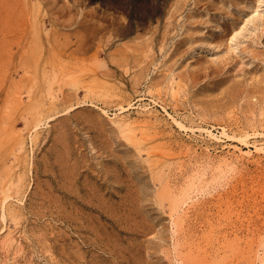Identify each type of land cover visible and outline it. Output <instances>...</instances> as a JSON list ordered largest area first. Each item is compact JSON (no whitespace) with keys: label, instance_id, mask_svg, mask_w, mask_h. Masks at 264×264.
I'll use <instances>...</instances> for the list:
<instances>
[{"label":"rangeland","instance_id":"obj_1","mask_svg":"<svg viewBox=\"0 0 264 264\" xmlns=\"http://www.w3.org/2000/svg\"><path fill=\"white\" fill-rule=\"evenodd\" d=\"M61 2H63V0H60ZM64 1H68L67 3L69 4V5H73V6H71L72 7V10H73V12H74V9H75V12H76V9L77 10H79V11H77L76 12V18H84L85 16L84 15H88V14H90L91 13V11H90V8L92 7V13H97L98 14V17H96V18H98V21H100V19H102V21H100V22H103V23H99L98 22V24H100L101 25V27H102V24H104V23H106V25L104 24V26L103 27H106V26H108V27H110L111 28V26H110V22H111V24H113V26H112V29H110V28H106L105 29V34L106 35H110L111 34V32L109 33V31H112V30H115V29H113V28H115V27H123V25L125 26L126 24V26H130L131 27V31L126 35V36H124L123 38H121V39H117L116 41H117V43H115L113 46H112V48H110L111 50H112V54H116L117 55V57L118 56H120L121 54H120V52L122 51V49H124L125 47L127 48V46L125 45V46H123V44H124V40L127 42V43H125V44H129L128 43V41L130 42V44H132L131 45V47L132 46H134V47H132V50H133V52L135 53V51L137 52V50H141V49H135V48H145L146 47V49H144L145 51H147V48L149 49L150 47H148V46H153V49H154V51H153V49H152V51L150 50H148L149 51V53L150 52H154L156 55L154 56V53L153 54H149L150 56L151 55H153L152 56V58L154 59V57H156L154 60H151V62H150V64L148 63L150 60L149 59H152L149 55L146 57V59L147 60H149V61H147V63L150 65H146V60H145V57L143 56L144 55V50L141 52L143 55H140L141 53H140V51L139 52H137L141 57L143 56V58H139L140 56L138 55V54H133L132 55V53L133 52H131V48L129 49V46H128V49H126L125 48V50H123V52H126L127 51V54L129 53V51L131 52V53H129V56L127 55V57H128V59H130L129 60V63H127V57H125L126 56V54L125 53H122L123 55H124V57H122L123 55H121V57H119L120 58V60L122 59V61H126V63H123L122 61H116L117 60V57H114V56H110V55H112L111 53H109V49L107 50V55H106V57H105V59H106V61H108V63H109V66H110V68H111V70H115V71H112V72H115V74H113L114 76H112V77H110V78H108L109 80L108 81H106V82H99L98 84L97 83H95L94 84V82H92L93 80L92 79H90L89 78V76H88V74H86V75H81V74H79V72H77L78 74H76L75 73V75H76V77H73V76H75V75H73V74H70V76H72L73 78H75V79H77V77L78 78H82L83 80H86L85 81V83H84V88H80L79 90H78V95H79V97H76L75 98V100L74 101H77L78 100V98H79V100H83V99H87V101H90V102H87V103H79V105H77V106H79L80 107V113L79 114H77V111L79 112V110H78V108L79 107H75V108H73V109H71L70 111H68V113H67V111H63V113L64 112H66V113H62V114H60L61 116H57V118H54V119H52L51 120V122L49 123L50 125H47V124H45V126L43 125L42 127H40V128H38V129H35V130H33V126L31 125L32 123H30V121H31V118H32V114H34L35 113V108H38L39 106H40V104L42 103V101H43V98H44V96H41L42 95V92L40 91V90H33V91H30L29 90V92H32L31 94H32V96H33V98L32 97H30L29 95H30V93L28 92V94H26L27 92H25V91H27L28 89H29V85H28V79H29V77H31V76H35V75H32V74H30V73H27V75H25V73L23 72V71H20L19 73L17 72H13V71H11L12 73H8L9 71H7V72H5V71H3V72H0V80L2 79H5V80H3V82L1 83L0 82V106H4L5 107V105H1V104H4L5 103V101L4 100H7V99H5V97H7V96H14L13 95V92H14V90H15V96L14 97H16L17 96V93H18V97H16L17 98V101H16V98H9L8 100H9V102L10 103H13V101L15 100L16 101V103L17 102H19V100H20V102L18 103L19 105H17L16 103H15V101H14V103L13 104H15V105H13V104H11L10 106H14V108L16 109L18 106L20 107V108H17L16 110L17 111H15L14 109L12 110L11 109V111H10V113L11 114H9L8 113V115H6L7 113L6 112H8L6 109H8L9 108V106H7V108L5 107V109H1V107H0V116L2 117V118H0V119H3L4 118V120H2V121H4V122H2V124H3V127H1L0 126V139H2V137H4L2 140L3 141H0V144H1V146L3 147V148H1V146H0V186L2 185V186H4L5 185V187L3 188L2 186L0 187L1 189H2V191H6V192H8L7 190L8 189H10L9 187H11L10 185H14L15 186V182H17V180H18V178H17V175H19V176H21L23 173H24V183H26V184H23V185H25L26 186V188H25V186H23L21 189L23 190H20V193L18 194L16 191V187H13L12 186V188L9 190V192H8V194L10 193V191L11 190H16L15 192L17 193V195H13L12 196V194H11V196L12 197H9L8 198V205H10V202H11V205L12 206H14V207H16L17 209L16 210H18V211H20L19 213H20V215H19V217L20 218H15L13 221H11L13 218L10 216V218L9 219H6L5 221H3V219L0 217V239H1V237H2V240H3V237L4 238H6V240L4 241L5 242V244H4V247L6 246V247H8V245H9V247L12 245V243H13V245H12V247L11 248H3V244L2 243H4L2 240H0V242H2V243H0V244H2V245H0V248L2 249V251L0 250V255L2 256H0V264H14L15 262V264H78L79 262H80V260H81V263H79V264H83V260H84V264H90V263H93V264H101V261H103L102 262V264H105L106 263V261H107V263L108 264H116L115 262H117V264H131V262H132V264H140L139 263V261H140V258H141V261L144 263V261L145 260H147V261H149L148 263H147V261H145V264L147 263V264H152V263H155V264H213L214 262V264H220V262H221V260L223 261L221 264H264L263 262H264V259H263V257H264V255H262V254H264V243H262V245L260 244V241H261V239H263L264 240V238H263V234H264V223L263 224H261V221H262V218L264 217V209L262 210V208H264V197L262 196V195H264V123H263V121H261V119H264V115H262V114H264V104H263V101H264V97H263V91H264V89H263V87L262 86H264V85H262V84H264V0H115L114 2V4L113 5H109L108 6V4H106V2H105V0H94V1H92V0H64ZM72 1H75L74 2V4H76V5H74V4H72L73 2ZM129 1V2H128ZM143 1H145V2H143ZM149 1H150V3H149ZM78 2H79V4H78ZM83 2V3H82ZM84 2H85V4H84ZM90 2H92V3H90ZM120 2V3H119ZM127 4H126V3ZM139 2L141 3V4H139ZM154 2H155V5H154ZM82 3V4H81ZM89 3V4H88ZM105 3V4H104ZM195 3V4H194ZM116 4V5H115ZM129 4V5H128ZM139 4V5H138ZM144 4V5H143ZM149 4V5H148ZM151 4V5H150ZM85 5V6H84ZM88 5V6H87ZM104 5V6H103ZM126 5V6H125ZM142 7H141V6ZM152 5H154V6H152ZM97 6V7H96ZM117 6H119L120 7V9H119V7H117ZM145 6V7H144ZM147 6V7H146ZM70 7V8H71ZM90 7V8H89ZM123 9H122V8ZM150 7V8H149ZM155 7V8H154ZM97 9V10H95V9ZM153 8V9H152ZM89 9V13H88V10ZM100 9V10H99ZM107 9V10H106ZM125 9H127V10H125ZM147 9V10H146ZM153 10V11H151V10ZM87 11V12H84V11ZM106 12H105V11ZM150 10V11H149ZM156 10V11H155ZM97 11V12H96ZM128 11V12H127ZM148 11V12H147ZM113 12V13H112ZM124 12V13H123ZM144 12V13H143ZM156 12V13H155ZM83 13H84V15H83ZM86 13H88V14H86ZM102 13H104V15H103V17L101 16L102 15ZM110 13V14H109ZM116 13V14H115ZM97 14H95L96 16H97ZM115 14V15H114ZM121 14V15H120ZM125 14V15H124ZM128 14V15H127ZM82 15V16H81ZM107 16V18H106V16ZM108 15H110L109 17H108ZM112 15H113V18H112ZM150 15H151V17H150ZM78 16V17H77ZM84 16V17H83ZM105 16V17H104ZM116 17V19L113 21V19ZM118 16H122L123 17V19H122V17H120V20H119V18H118ZM149 16V17H148ZM127 17H129L128 19H127ZM81 18V19H82ZM105 18V19H104ZM110 20H109V19ZM124 19H125V21H124ZM129 19H131V21L129 20ZM104 20V21H103ZM107 20H109V21H107ZM112 20V21H111ZM117 20H119L120 22H122L121 24H120V22L119 21H117ZM122 20V21H121ZM125 23H124V22ZM114 22V23H113ZM115 22H117V23H115ZM124 23V24H123ZM128 23H131V24H129L128 25ZM108 24V25H107ZM123 24V25H122ZM118 25V26H117ZM115 26V27H114ZM125 26V27H126ZM49 27H51V28H49ZM74 27H75V25H74ZM73 27V28H74ZM100 27V26H99ZM102 27V28H103ZM227 27V28H226ZM54 29V27H52L51 25H48V27H47V31L48 30H51V32H52V30ZM84 29V28H83ZM230 29V30H229ZM86 30V29H85ZM85 30H82L81 29V33H88V35H90L89 34V31L87 32H85ZM106 30H108V32L106 31ZM54 31H55V29H54ZM104 33V32H103ZM213 34V35H212ZM224 34V35H223ZM48 34L46 33V31L44 30H40L37 34H36V36L33 38L34 39V45H38L39 46V44H40V46H42V45H45V43L48 41V39H47V37L49 38V35L47 36ZM221 35V37L223 36V38H220L219 36ZM217 37H218V39L219 40H216L217 39ZM216 38V39H215ZM32 39V40H33ZM223 39V40H222ZM30 40V39H29ZM132 40V41H131ZM158 40V41H157ZM160 40V41H159ZM162 40H164V41H162ZM222 40V41H221ZM120 41V42H119ZM122 41H123V43H122ZM142 41V42H141ZM119 42V43H118ZM139 42H141V43H139ZM149 42V44L150 45H147V43ZM163 43V49H161L162 51H160L159 50V47L158 46H160V47H162L161 45H159V44H157V43ZM177 42H179L178 44H177ZM212 42V43H211ZM121 43H122V45H121ZM136 43H139V45L138 44H136ZM145 43V45L146 46H144L143 44ZM160 43V44H161ZM154 44V45H153ZM166 44V45H165ZM117 45H119V46H117ZM143 45V46H142ZM175 45H178V47L176 46V48L177 49H175ZM114 46H117V48L115 47V49L113 50V48H114ZM137 46V47H136ZM166 46V47H165ZM16 47V46H15ZM124 47V48H123ZM158 47V48H157ZM40 48H42V47H40ZM40 48H36L38 51H37V54H40ZM118 48H120L121 50H118L117 51V49ZM135 49V51H134V49ZM32 49H34V46H32ZM173 49H174V51H173ZM110 50V51H111ZM116 51V52H115ZM160 51V52H159ZM173 51V52H172ZM120 54H118V53ZM169 53V55L167 56L166 54H168ZM174 54H172V53ZM43 53V52H42ZM94 53H95V50H92L88 55H86V57H88V59H89V61H91V60H93V59H95V57L94 58H92L91 56H93L94 55ZM170 53H171V55H170ZM146 54V53H145ZM134 55L135 56H139L138 58L140 59V62L138 61L139 59H137L136 57H134ZM163 55H165V56H163ZM226 55V56H225ZM5 56H7V55H5ZM103 56H105V54H103ZM109 56L112 58V59H116L115 61V63H113L112 62V60L109 58ZM134 58H133V57ZM169 56H170V58H171V60H169L170 58H169ZM224 58H223V57ZM129 57H131V58H129ZM148 57H150V58H148ZM163 57H165V58H163ZM205 57V58H204ZM9 58V57H8ZM118 58V59H119ZM123 58H124V60H123ZM135 59V61H136V59H137V61H138V63H140V66H137L138 65V63H137V61L134 63V65L132 64V62H133V59ZM169 58V59H168ZM207 58H208V60H207ZM225 58L227 59L226 60V62H224V64H226V66L224 67L223 65V61H225ZM4 59V57H2L1 59H0V63H2V60ZM202 59H206V61H204V60H202ZM5 60V59H4ZM13 60H15V62H17L19 59L17 58V56L16 57H14V59ZM145 60V61H144ZM159 60V61H158ZM167 60V61H166ZM111 61V62H110ZM141 61H143V63L141 62ZM160 61H163L166 65L169 63V66L170 65H172L171 67H169V68H165V67H167L163 62H160ZM166 61V62H165ZM195 61H196V64H195ZM197 61H198V63H197ZM200 61H204L205 62V64H204V62H203V64H202V62H200ZM209 61V62H208ZM220 61H221V63H220ZM117 62L119 63L120 62V65L119 64H117ZM193 62V63H192ZM217 62H219V63H217ZM4 63V62H3ZM3 63L2 64H0V65H3ZM6 64H8L9 63V61L8 62H5ZM4 63V64H5ZM90 63V62H89ZM157 63H158V65H157ZM191 63V67H189L190 64ZM207 63H210V64H207ZM213 63H215V65L212 64ZM11 64V63H10ZM122 64V65H121ZM126 64H128L127 66H128V69H127V66H126ZM131 64H132V66H131ZM142 64V65H141ZM162 65V67L161 68H163V69H158L159 67H160V65ZM90 65H91V63H90ZM90 65L88 64V67H90ZM145 65V66H144ZM156 67H155V66ZM163 65H165V66H163ZM196 65V66H195ZM201 67H200V66ZM209 65H212L211 67L209 66ZM126 66V67H125ZM134 66H137V68L136 67H134ZM141 66H144V68H146V67H148V68H146L144 71L146 72L147 71V73H144V79L142 78V80H141V78H140V76H138L139 75V73L138 72H140L141 73V70H140V68H142ZM193 66V67H192ZM195 66V67H194ZM197 66H198V69L200 68L201 70H202V68H203V70L201 71V70H199V71H197L196 69H197ZM214 66V67H213ZM217 66H220V71H219V67L217 68ZM123 67V68H122ZM205 67L207 68V70L205 69ZM211 69H210V68ZM218 69L217 71H219L218 73H217V71L215 70L216 68ZM132 68H134V69H132ZM209 68V69H208ZM222 68H224L223 70H222ZM131 69H132V71H131ZM169 69H171L170 71H169ZM213 69H214V71H213ZM138 70V71H137ZM140 70V71H139ZM157 70L159 71V74H158V72H157ZM190 70V74H188L187 75V72ZM205 70V71H204ZM213 72H212V71ZM164 71H166V73H167V75L165 76V72ZM169 71V72H168ZM183 71V72H182ZM184 71H185V73H184ZM201 71V72H200ZM203 71H204V74H203ZM221 71H222V73H221ZM134 72V73H133ZM136 72H137V74H136ZM165 74H164V73ZM179 72V73H178ZM196 72H198L196 75H197V77H196V75L194 74V73H196ZM200 72V73H199ZM207 72V73H206ZM4 73H7L6 74V76L5 77H2L3 75L2 74H4ZM14 73V74H13ZM128 73V74H127ZM131 73H133V75H137L139 78H137V76L136 77H134L133 75H131ZM162 73L164 74V77H163V75H162ZM170 73V74H169ZM186 74V76H187V78L185 77V75H182V78H181V76L179 75V74ZM189 73V72H188ZM202 73V74H201ZM206 73V74H205ZM211 73V74H210ZM220 73H221V75H220ZM23 74V75H22ZM158 76V77H156V75ZM193 74H194V76H195V80L192 78V77H194L193 76ZM199 74H201V75H199ZM213 74V75H212ZM224 74V75H223ZM121 75V76H120ZM141 75V74H140ZM143 75V74H142ZM141 75V76H142ZM153 75V76H152ZM155 75V76H154ZM170 75H172V76H170ZM175 75V76H174ZM176 75H178V78H177V76ZM198 75H199V78H198ZM204 75H208L209 77L212 75V77H210L211 79H209V77H206V76H204ZM223 75V76H222ZM227 75V76H226ZM237 75H240V77L238 76V77H236ZM262 75V76H261ZM9 76V77H8ZM14 76V77H13ZM69 76V77H70ZM129 76V77H128ZM148 76H150L151 78H149ZM170 76V77H169ZM201 76V77H200ZM203 76V77H202ZM220 76H222L221 77V79H219L220 78ZM232 76V78L234 77V79H236V80H234V79H230V77ZM27 77H28V79H27ZM72 77H70L69 78V81L71 80H75V79H71ZM114 77H116L117 79H115ZM143 77V76H142ZM168 77L170 78V80L168 79ZM205 77V78H204ZM215 77H219L218 79L217 78H215ZM259 77H260V79L262 78L263 80V83H262V81L260 82V79H259ZM14 78V79H13ZM130 78H131V80H130ZM138 79V81L136 80V79ZM153 78V79H152ZM154 78H155V80H156V78L158 79V78H160V81H159V79H158V81L156 82L155 80H154ZM162 78H164V79H162ZM172 78V79H171ZM177 78V79H176ZM186 80H185V79ZM190 78V79H189ZM204 80H203V79ZM215 78V79H214ZM238 78H240L241 79V81H242V83L243 84H240V85H242V87H244V88H240L239 86V82L241 83V81H237V80H240V79H238ZM19 79V80H18ZM27 79V80H26ZM169 81H168V80ZM189 79V80H188ZM210 80V82H213V86H214V88H213V86L211 85L212 83H210V82H208L209 80ZM215 80V81H213V80ZM227 79H229V81L227 80ZM257 79H259V81L257 80ZM15 82H14V81ZM118 80H120V81H118ZM135 80L140 84H137V82H135ZM149 80L151 81V80H154V81H152V82H149ZM162 80H164V81H162ZM173 80V81H172ZM175 80V81H174ZM192 80V81H191ZM205 80H206V82H208V85L207 84H205L204 85V83H206L205 82ZM208 80V81H207ZM212 80V81H211ZM222 82V85H223V83H224V81L226 82V81H228L227 83H229V84H227V83H224V87L223 86H221V84H219V83H221L220 81ZM243 80H244V82H243ZM22 82L23 84L22 85H24V84H26L25 86H21L20 84L21 83H19V82ZM26 81V82H25ZM142 81V82H141ZM147 81V82H146ZM162 81V82H161ZM168 81V82H167ZM171 81V82H170ZM187 81H189V82H187ZM202 81V83L200 84V82ZM204 81V82H203ZM218 83H217V82ZM237 81V82H236ZM14 84H16V86H17V84L19 85V88H21L22 89V87H23V89L21 90V91H19L20 89H17V88H14L13 89V87H16V86H12V85H14ZM87 82V83H86ZM89 82V83H88ZM132 82V83H131ZM148 82H149V84H148ZM155 83L154 85L152 84V83ZM167 82V83H166ZM169 82H170V84H169ZM195 82V83H194ZM233 82V83H232ZM235 82V83H234ZM248 82H249V84H248ZM254 83V84H252L251 85V83ZM260 82V83H259ZM133 83H134V85H133ZM139 86V87H137L136 86V84ZM150 83L152 84V85H150ZM158 83V84H157ZM162 83L164 84V86L165 87H163L162 86ZM174 83V84H173ZM185 83V84H184ZM190 83V84H189ZM193 83V85H191ZM209 83H210V85L211 86H209ZM236 83H238V84H236ZM256 83V84H255ZM7 84H8V86H7ZM123 84V85H122ZM132 84V85H131ZM203 84V85H202ZM217 84V85H216ZM245 84V85H244ZM247 84H248V86H247ZM85 85H86V87H85ZM185 85H187V87L185 86ZM189 85V86H188ZM194 85H195V87H194ZM233 85H236V86H234L233 87ZM251 87H250V86ZM258 85V86H257ZM21 86V87H20ZM26 86H27V88H26ZM115 86V87H114ZM169 86V87H168ZM170 86H172V87H170ZM204 86V87H203ZM208 86V88L207 89H210V90H207L206 89V87ZM217 86V87H216ZM219 86V87H218ZM247 86V87H246ZM253 86V87H252ZM256 86H257V88H256ZM7 87V88H6ZM8 87H10L9 89H8ZM11 87H12V93H11V95H10V89H11ZM68 87V86H67ZM66 87V88H67ZM111 87H113L112 89H111ZM118 87V89H116ZM131 87V88H130ZM162 87V88H161ZM168 87V88H167ZM180 87V88H179ZM216 87V88H215ZM221 87H222V90H221ZM229 87H233V88H235V90L236 89H240L241 91H239V93H238V91L236 90H234L233 88H231V90H229L230 88ZM250 87V88H249ZM258 87H259V89H258ZM92 88H94V89H92ZM102 88V89H101ZM132 88H134V90H136V91H134V90H132ZM164 88V89H163ZM170 88H172V89H174L172 92H173V94H174V92H177L178 94H176V95H173L172 93H170V91H171V89ZM185 88H187V89H185ZM193 88H194V90H193ZM203 88H205V89H202ZM217 88H219L218 89V91H220V92H218L217 93ZM228 88V89H227ZM246 88V89H245ZM249 90H248V89ZM251 88H252V90L254 89V91L256 92V89H257V93H255L254 91L253 92H251L252 90H251ZM261 88V89H260ZM5 89H6V92H5ZM27 89V90H26ZM84 89V90H83ZM143 89V90H142ZM145 89V90H144ZM146 89H147V91H146ZM159 89H160V91H159ZM167 89H168V91H167ZM196 89H198L199 90V92L200 91H202V92H200V93H203V94H201V95H203L202 97H204V95H206L207 96V94L209 93V95H208V97H205V98H202L201 96H199L198 95V90H196ZM201 89V90H200ZM215 89V90H214ZM233 89V90H232ZM25 90V91H24ZM66 91H68L69 89L67 88V89H65ZM82 90V91H81ZM91 90H94L93 92L91 91ZM127 90V91H126ZM139 90V91H138ZM163 90H165V93H164V91ZM176 90V91H175ZM184 90H186V91H184ZM230 91L231 93L229 94V92L228 91ZM247 90H248V93H247ZM261 90H263L262 92H260ZM24 91V92H23ZM96 91H98V92H96ZM166 91H167V93H166ZM192 91V92H191ZM193 91L195 92V94L196 95H198V98H197V96H196V98H195V94L193 93ZM209 91V92H208ZM213 91H215V92H213ZM223 91V92H222ZM250 91V92H249ZM9 92V93H8ZM20 92V93H19ZM40 92V93H39ZM57 92V91H56ZM94 92H96V93H94ZM100 92V93H99ZM109 92V93H108ZM144 92V93H143ZM154 93V94H150V93ZM162 94H161V93ZM198 92V93H197ZM205 92V93H204ZM210 92H211V95H210ZM225 92V93H224ZM227 92V93H226ZM234 92V94L232 95V93ZM236 92H237V94H236ZM244 92H246V93H244ZM6 93H8V94H6ZM91 93H93V94H91ZM99 93V94H98ZM108 93V95H106ZM148 93V94H147ZM158 93H160V94H158ZM170 93V94H169ZM180 93V94H179ZM186 93V94H185ZM188 93V94H187ZM191 93V94H190ZM199 93V94H200ZM213 93H214V95H213ZM242 93V94H241ZM252 94V95H250V94ZM259 93H263V94H259ZM19 94H20V96H21V94H23L22 96H21V98H19L20 96H19ZM112 94V96H110ZM113 94L115 95L114 96V98H113ZM116 94H119L118 95V98H117V95ZM167 95L166 96V98H165V95ZM222 94L224 95V97L226 98V97H228V104L229 105H225V100H226V102H227V99H224V97L222 96ZM244 94V95H243ZM254 94V95H253ZM7 95V96H6ZM25 95H27L29 98H27V96H25ZM88 95V96H87ZM105 95H106V97H105ZM156 95H160L159 96V98H157L158 96H156ZM184 95V96H183ZM191 95H192V97H191ZM213 95V96H212ZM219 96L218 98L216 97V96ZM220 95H221V97H220ZM226 95V96H225ZM230 95V96H229ZM235 95V96H234ZM241 95V96H240ZM248 95V96H247ZM256 95V96H255ZM260 95V97H259V100H256V99H258V96ZM26 97V99H28V100H26L24 97ZM108 96V97H107ZM121 96V97H120ZM144 96V97H143ZM154 96V97H153ZM162 96V97H161ZM170 96V97H169ZM173 96V97H172ZM190 96V97H189ZM210 96V97H209ZM212 96V97H211ZM216 98H215V97ZM239 96V97H238ZM245 96V97H244ZM250 96V97H249ZM254 96V97H253ZM103 97V98H102ZM105 97V98H104ZM143 97V98H142ZM153 97V98H152ZM171 98V100L173 99V100H176V101H171L169 98ZM178 97V98H177ZM180 97V98H179ZM214 97V98H213ZM223 97V98H222ZM230 97V98H229ZM232 97V98H231ZM237 99H236V98ZM252 100H250L249 98ZM252 97V98H251ZM19 98V99H18ZM39 98V99H38ZM109 98H111V99H109ZM150 98H152V99H150ZM167 98H168V100H167ZM188 100H187V99ZM191 98H192V100H191ZM208 98V99H207ZM211 100H210V99ZM213 98V99H212ZM222 98V99H221ZM235 98V99H234ZM246 98V99H245ZM261 98H262V100H261ZM103 99H105V100H110V102L109 101H105V100H103ZM114 99V100H113ZM157 99V100H156ZM160 99V100H159ZM163 99H165V101L163 100ZM177 99H178V102H177ZM181 99L184 101H181ZM194 99H196V100H194ZM206 99H207V101H206ZM214 99H217V100H214ZM220 99L221 100H224V101H222L221 102V104H219V106L217 105V103H220ZM240 99V100H239ZM243 99H244V101H243ZM7 100V101H8ZM12 100V101H11ZM23 100V101H22ZM24 100H26V101H24ZM133 100H134V102H133ZM154 100V101H153ZM162 100V101H161ZM179 100L182 102L181 104H180V102H179ZM208 100H209V103H208ZM213 100L214 101H216L217 103H215V102H213ZM242 100V101H241ZM247 100H248V102H247ZM249 100L252 102H249ZM41 101V102H40ZM115 101V102H114ZM156 101V102H155ZM164 101V102H163ZM191 101L194 103V105L196 106L197 104H198V106H197V108L196 107H194V105L191 103ZM200 101H202V102H200ZM233 101H235V102H233ZM256 101H257V103H256ZM262 101V102H261ZM22 102V103H21ZM91 102L93 103V104H91ZM102 102H103V104H102ZM108 104L109 103V106L107 105L106 106V103ZM148 102V103H147ZM161 102V103H160ZM176 102V103H175ZM206 102V103H205ZM240 102V103H239ZM256 103V104H254V103ZM10 103H8V102H6V104H10ZM104 103H105V106H104ZM113 103V104H112ZM129 103H131V104H129ZM154 103V104H153ZM160 103V104H159ZM175 103V106L173 105ZM179 103V104H178ZM187 103V104H186ZM231 103H233V105L231 104ZM247 104V105H245V104ZM250 103V104H249ZM22 104V105H21ZM89 104H90V106H89ZM129 104V105H128ZM184 105V107H183V105ZM192 105L193 107H191L190 105ZM201 104H203L205 107L207 106V108H204V106L202 107V105ZM214 104V105H213ZM222 104H224V105H222ZM235 104V105H234ZM251 104H252V106H251ZM260 104H262L263 105V107L261 108V105L259 106ZM17 105V106H16ZM117 105H122V107H124L123 109L121 108V106H119V107H117ZM132 105V106H131ZM149 105V106H148ZM166 109V112H165V109L164 108H162V106ZM173 105V106H172ZM178 105H180V106H178ZM212 106L211 108L213 109V112H216L215 114L212 112V109L211 110H209L210 109V107L209 106ZM222 105V106H221ZM238 105H240L241 106V108H243L244 109V107H248L247 109L245 108L244 110H246V111H248L247 113L245 112H240V110H242ZM245 105V106H244ZM248 105H250L251 106V110L254 112V114H255V112H256V110H258L257 112H259V110H262L260 113H258V114H260V118H259V116L257 117V118H259V123H258V121H255L257 118H256V116L258 115L257 114V112H256V116L254 115V114H252V113H250V112H252L250 109H249V106ZM258 106V108H257V106ZM16 106V107H15ZM85 106V107H84ZM215 106H216V108H215ZM228 106V107H227ZM230 106V107H229ZM234 106V107H233ZM3 107V108H4ZM61 108H63V106H60ZM89 107H91V108H93V110L92 109H90ZM143 107V108H142ZM145 107V108H144ZM175 109H174V108ZM177 107V108H176ZM186 107V108H185ZM199 107H202V108H199ZM208 107H209V109H208ZM224 107V109H223V111H225V112H223V111H221L220 109H218V108H223ZM225 107H226V110H225ZM11 108V107H10ZM82 108H84V109H82ZM101 108V109H100ZM140 108V109H139ZM185 108V109H184ZM193 108V109H192ZM196 108V110L194 111V109ZM205 109V111L203 112V113H201V111H203L204 109ZM232 108V109H231ZM240 108V109H239ZM254 108H257V109H254ZM27 109L29 110V111H27ZM77 109V111H75ZM103 109L106 111H103ZM120 109H121V111H120ZM192 109V110H191ZM203 109V110H202ZM216 109V110H215ZM235 109V110H234ZM4 110V111H3ZM10 110V109H9ZM84 110V111H83ZM96 110V111H95ZM139 110V111H138ZM144 110H146V111H144ZM200 110V111H199ZM207 110H208V113H207ZM217 110H219L218 112H217ZM227 110H229L228 112H227ZM5 112V113H3V112ZM31 111V112H30ZM86 111H89L88 113L86 112ZM90 111H91V113L92 114H90ZM95 113H94V112ZM135 111H137V112H135ZM143 111V112H142ZM221 111V112H220ZM231 111V112H230ZM236 111V112H235ZM75 112V113H74ZM87 113V114H85V113ZM118 112H120V113H118ZM128 112V113H127ZM132 112V113H131ZM156 112V113H155ZM165 112V113H164ZM192 112V113H191ZM199 112H200V114H199ZM206 112V113H205ZM225 113V114H223V113ZM226 112H227V115H226ZM239 112V113H238ZM15 113V114H14ZM83 113V114H82ZM107 113V114H106ZM167 113H170V115H172V116H169ZM198 113V114H197ZM206 115H205V114ZM211 113H213V116L214 115H216V117L214 116V118L213 117H211L212 115H210ZM219 113V114H218ZM229 113V114H228ZM231 113H232V116H230L231 115ZM5 116H8V117H5ZM13 114H14V116H13ZM27 114V115H26ZM68 115V116H65V115ZM73 114L75 115V116H73ZM80 114H82V115H85L84 116V118H81L82 116L80 115ZM94 114H96V115H94ZM116 114H117V116H120V117H118L117 118V116H116ZM119 114V115H118ZM123 114H127V115H124L123 116ZM129 114V115H128ZM193 116H192V115ZM201 114H203V116L201 115ZM223 116H222V115ZM4 117H3V116ZM10 115H12L11 117H10ZM25 115V116H24ZM76 115H77V118H78V122H77V118H76ZM93 115V116H92ZM187 115V116H186ZM192 116V117H190V116ZM197 115V116H196ZM207 116V118L209 117L208 115H210V117L208 118V119H210V120H207V119H205L206 117L205 116ZM218 115V116H217ZM225 115H226V117H225ZM251 118L252 117V115H253V117L255 118V120H254V118H253V120L251 119H249L248 118V116ZM26 116H27V120H26ZM81 116V117H80ZM88 116V117H87ZM103 116V117H102ZM115 116H116V119H115ZM125 116H126V118H125ZM128 116V117H127ZM153 116V117H152ZM220 116V117H219ZM229 116L230 117H232L233 119H239L238 121L236 120V122L231 118V120H228V118H229ZM247 117L248 119L247 120H249V121H246V118H244V117ZM263 116V118H261ZM24 119H22V118ZM58 117H60V118H58ZM66 117H68L67 118V120H66ZM70 117V118H69ZM75 117V118H74ZM90 117V118H89ZM91 117H92V120H91ZM94 117H95V119H94ZM114 117V118H113ZM121 117L123 118V119H121ZM133 117V118H132ZM179 117H181V118H179ZM188 117V118H187ZM5 118H6V120H5ZM10 118V120H8V123L9 124H7L6 122H7V119H9ZM64 120V121H62V119ZM81 118V119H80ZM142 118V119H141ZM164 118V119H163ZM174 118H176L177 120H180V122H182L183 123V125L184 126H182V129H181V127H180V125H178V123H177V121H174L175 119ZM213 120H212V119ZM220 118V119H219ZM70 119V120H69ZM76 119V120H75ZM84 119V121H81V120H83ZM94 123V124H91L92 122L90 121V120ZM111 119H113L114 121H115V123H119V121L120 120H123L121 123L122 124H120V126H119V124H117L118 126L116 127L115 125V123H114V121H113V123L111 122ZM117 119H120V120H117ZM125 119V120H124ZM132 119H134L133 121H132ZM139 119V120H138ZM172 119V120H171ZM185 119V120H184ZM199 119V120H198ZM214 119H216L215 121H214ZM220 120V121H218V120ZM230 119V118H229ZM53 120H55L54 122H52ZM56 120H58V121H56ZM59 120H61L60 122H59ZM85 120L87 121L86 123H85ZM101 120V121H100ZM102 120H104V121H102ZM129 121L130 123H135V124H130V123H127V121ZM137 120V121H136ZM141 120V121H140ZM151 120V121H150ZM228 120V121H227ZM14 121V122H13ZM28 121V122H27ZM65 121H70V122H65ZM90 121V122H89ZM96 121V122H95ZM98 121V122H97ZM117 121V122H116ZM135 121V122H134ZM147 121V122H146ZM189 121V122H188ZM211 121V122H210ZM252 121H253V124H252ZM255 121V122H254ZM261 121V122H260ZM55 122H56V127L57 126H59V124H60V126L61 125H65V126H59V127H54L55 125H53V124H55ZM59 122V123H58ZM80 122H82V123H80ZM88 122L91 124H89L88 125ZM101 122H103V123H105L106 125V127H107V129H106V127H104V126H102V125H104V124H100ZM141 122H144L143 124L140 123ZM166 122V123H165ZM177 124H176V123ZM251 123V125L249 124H247V123ZM257 122V123H256ZM6 123V124H5ZM14 123V124H13ZM62 123V124H61ZM74 123V124H73ZM96 123V124H95ZM97 123H98V125H97ZM155 123V124H154ZM159 123H160V125H159ZM225 123V124H224ZM242 123V124H241ZM244 123V124H243ZM263 125V128H262V126H261V124ZM1 124V120H0V125H2ZM28 124V129H27V127H26V125ZM69 124V125H68ZM82 124V125H81ZM100 124V125H99ZM127 124H129V125H127ZM166 124V125H165ZM217 124V125H216ZM242 126H241V125ZM245 124L246 125H248V126H245ZM259 126L260 125V127H258L257 125ZM7 126L8 127V130L10 131V129L12 128L13 129V131L15 130V132H11L12 133V135L11 134H8V130H7V127H6V130L7 131H5V126ZM10 125V126H9ZM12 125V126H11ZM71 125H73L72 126V128L74 129H71V130H69L70 132L68 133V129H70L71 128ZM75 125V126H74ZM80 125H81V127H80ZM87 125H88V131H86L87 130ZM93 125H94V127H93ZM112 125L113 126H115L116 128H120L121 129V131H120V133L119 132H117L116 130V128H114L113 127V129L114 130H112ZM222 127H221V126ZM245 127H244V126ZM253 125V126H252ZM30 126H31V128H30ZM66 126H70L69 128L68 127H66ZM89 126H92L91 127V129H90V127ZM128 126V127H127ZM171 126V127H170ZM185 126L186 127H188V128H185ZM189 126H190V128H191V130H190V128H189ZM195 126H197V127H195ZM212 126H213V128H212ZM223 126L225 127V128H223ZM255 126V127H254ZM51 127V128H50ZM67 129H66V128ZM75 127V128H74ZM76 127H77V130H76ZM97 127V129L95 130V128ZM99 127V128H98ZM111 127V129H109L108 130V128H110ZM144 127V128H143ZM147 128V130H146V128ZM152 127V128H151ZM203 127V128H202ZM204 127H207V130H206V128H204ZM240 127V128H239ZM251 127V128H250ZM21 129V134H20V130H18V129ZM23 128H26V129H23ZM50 129V131L48 132L47 130H49ZM94 128V129H93ZM194 128V129H193ZM208 128L210 129V131H208ZM222 128L224 129V130H222ZM249 128V129H248ZM56 130V129H59V130H56V131H53V130ZM61 129H63V132H64V134L62 133V131H61ZM99 129V130H98ZM100 129H102V130H100ZM116 129V130H115ZM126 129H128V132H126ZM132 131V132H130V130ZM138 129V130H137ZM145 129V130H144ZM150 129V130H149ZM186 129V130H185ZM193 129V130H192ZM217 129V130H216ZM222 131H221V130ZM252 129H254L253 130V132H251L252 131ZM2 130H3V132H2ZM18 130V131H17ZM23 130H25L24 132H23ZM41 130V131H40ZM46 130V131H45ZM94 130H95V132H94ZM103 130L105 131V132H103ZM106 130H107V132H109V134L110 135H107V132H106ZM133 130H135V132L136 133H133ZM168 130V131H167ZM175 130V131H174ZM205 130V131H204ZM238 130V131H237ZM242 130V131H241ZM243 130H245V131H243ZM247 130V131H246ZM258 130V131H257ZM6 132V134H5V132ZM12 131V130H11ZM31 131V132H30ZM58 131V132H57ZM60 131H61V135H60ZM96 131H97V133H96ZM119 131V130H118ZM142 131V132H141ZM144 131H145V133H147L145 136H147L148 135V138L147 137H145V138H143L144 137V135L142 136V135H140V134H142V133H144ZM147 131V132H146ZM193 131V132H192ZM201 131V132H200ZM255 131H256V133H255ZM16 132H19V133H16ZM28 132L30 133L29 135H27L28 134ZM52 132V133H51ZM65 132H66V134H65ZM101 134L102 133V135L103 136H101V135H99V133ZM115 133V135H112V133ZM139 132H141V133H139ZM149 132H151V134H156V135H153L154 137H149ZM166 132V133H165ZM172 132V133H171ZM207 132H209V134L207 133ZM211 132V133H210ZM234 132V133H233ZM238 132H240V133H238ZM249 132V133H248ZM263 132V133H262ZM4 133V134H3ZM10 133V132H9ZM14 133H16L15 135V137H13L14 136ZM55 133V134H54ZM56 133H59V135H57ZM72 135H71V134ZM78 133V134H77ZM96 133V134H95ZM113 133V134H114ZM133 133V134H132ZM139 133V134H138ZM167 133H169V134H167ZM204 133V134H203ZM213 133V135H214V133H216L215 134V137L216 138H214L213 137V135L211 136V134ZM221 133V134H220ZM226 133L228 134V135H226ZM237 133V134H236ZM247 133L248 134H251L250 136L248 135V137L247 138H243V137H245V135H247ZM7 134H8V136H7ZM75 134V135H74ZM99 136H98V135ZM127 135V138H129V136L130 137H133L134 135L136 136V137H133V138H136V141H138V142H140V141H144V140H146V141H144L142 144H140L141 145V147H143V148H141V149H144V150H146V148H147V151L145 152V151H142V152H144V153H142L141 152V154L142 155H140V152H139V150L138 151H135V150H137L136 149V144H135V148L134 147H132L133 146V144L132 143H130V141H128L129 142V144H128V142H126V140H130V139H126V135ZM150 134V135H151ZM233 134V135H232ZM253 134H255V135H253ZM5 135V136H4ZM11 135V136H10ZM19 135H21V136H19ZM30 135H31V137H30ZM46 135V136H45ZM53 135H55V137L53 136ZM63 135V136H62ZM67 135H68V138H66L67 137ZM74 135V136H73ZM76 135H77V138H76ZM95 135V136H94ZM120 135H122V137L120 136ZM125 135V136H124ZM157 135H158V137H157ZM208 135H210V136H208ZM225 135V136H224ZM234 135L235 136H237V137H235L234 138ZM242 136L241 138H243V140L242 141H245L246 139V141L245 142H247L246 144L244 143V142H242V141H240V140H238L237 138H239L238 136ZM10 136V137H9ZM19 136V137H18ZM53 136V137H52ZM58 136V138H56ZM60 136V137H59ZM64 137L63 139H62V137ZM70 136V137H69ZM92 136H94V137H92ZM109 136V137H108ZM113 136H115V137H113ZM116 136H117V138H116ZM119 136V137H118ZM140 136L141 137V139L139 140V139H137L138 137ZM230 136V137H229ZM257 136V137H256ZM6 137H9V138H7V139H9V142H8V140L6 139ZM33 137H34V139H33ZM47 138V139H45V138ZM73 137V138H72ZM77 139V141H75L76 139ZM96 137H98L101 141H97L98 140V138H96ZM102 137V138H101ZM211 137H213V138H211ZM31 138V139H30ZM57 140H56V139ZM92 138V139H91ZM120 138H121V140H120ZM144 140H143V139ZM180 138V139H179ZM4 139H6V140H4ZM27 139V140H26ZM60 139V140H59ZM62 139V140H61ZM66 139V140H65ZM94 139H96V141L94 140ZM126 139V140H125ZM149 139V140H148ZM165 139V140H164ZM245 139V140H244ZM41 140H42V142H41ZM45 140H47V141H45ZM49 140H50V143H49ZM56 140V141H55ZM59 140V141H58ZM67 140H70L69 142L67 141ZM78 140H79V142H80V144H79V142H78ZM92 140H93V142H92ZM122 140H124V141H122ZM148 140V141H147ZM173 140V141H172ZM176 140V141H175ZM23 141V142H22ZM44 141V142H43ZM61 141V142H60ZM62 141H64V142H66V144H68V149H69V147H70V149H72V150H66V144H65V146H64V144H63V142ZM121 141V142H120ZM172 141V142H171ZM179 141V142H178ZM207 141V142H206ZM28 142H29V144H28ZM59 144H58V143ZM94 142H96V143H94ZM98 142V143H97ZM102 142V143H101ZM123 142L125 143V145L123 144ZM162 142H163V145H162ZM168 142V143H167ZM177 142V143H176ZM182 142V143H181ZM255 143V146L256 147H258V149H260V150H258V149H256L255 148V146L253 145V143ZM6 145H5V144ZM21 143V144H20ZM25 144V146H23L24 144ZM31 143V144H30ZM42 143V144H41ZM52 143V144H51ZM61 143V144H60ZM77 143V144H76ZM122 143V144H121ZM141 143V142H140ZM164 143H165V145H164ZM166 143H167V145H166ZM180 143V144H179ZM20 144V145H19ZM36 144V145H35ZM49 144H50V146H49ZM57 144V145H56ZM70 144H71V146H70ZM98 144H100V145H98ZM131 144V145H130ZM138 144V143H137ZM177 144V145H176ZM185 144V145H184ZM31 145V146H30ZM40 145V146H39ZM48 145V146H47ZM53 145V146H52ZM54 145H56V146H58L59 145V147H54ZM77 145V146H76ZM82 145H83V147H82ZM94 145H95V147H94ZM102 145V146H101ZM146 145V146H145ZM156 145H157V147H156ZM168 145L170 146V147H168ZM175 145V146H174ZM181 145V146H180ZM187 145V146H186ZM207 145V146H206ZM262 147H261V146ZM14 146V147H13ZM22 148H21V147ZM153 146V147H152ZM164 146V147H163ZM173 146V147H172ZM17 147V148H16ZM32 147V148H31ZM50 147V150L49 149H47V148H49ZM76 147H78L79 149H77ZM80 147H82V148H80ZM132 147V148H131ZM160 147V148H159ZM176 147V148H175ZM185 149H184V148ZM187 147V148H186ZM18 148L20 149L21 148V150L20 151H17L18 150ZM32 149V151H31V149ZM53 148V149H52ZM58 148V150L60 149H62L61 151L59 150H56ZM132 149V151L130 152V150ZM134 148V149H133ZM161 148H165L166 150H162ZM263 150H262V149ZM3 149V150H2ZM13 149V150H12ZM34 149V150H33ZM66 151H65V150ZM113 149H114V151H113ZM116 149H118V150H116ZM121 149V150H120ZM122 149H124V150H122ZM125 149L127 150L126 152H125ZM149 149H151L150 150V154H148L149 153ZM160 149V150H159ZM167 149H172V150H174V149H176V150H174V151H172L171 152V150L169 151H167ZM38 150V151H37ZM54 150V151H53ZM56 150V151H55ZM79 150V151H78ZM133 150L135 151V152H138V153H135V152H133ZM152 150L153 151H155V150H159V151H161V154L159 153V151H155V153L153 152L152 153ZM182 150H183V153L181 154L180 153V151L182 152ZM251 150V151H250ZM37 151V152H36ZM72 151V152H71ZM117 151V152H116ZM121 153H120V152ZM169 153H167V152ZM184 151H186V152H184ZM249 151L251 152V153H249ZM43 152H44V154H45V156H42L43 155ZM46 152V153H45ZM50 152V153H49ZM58 152L59 153H63L64 155H62V153H61V157H63V156H65V157H63L62 159H60L61 161H59V157H60V154L58 155ZM70 152V153H69ZM113 154H112V153ZM117 154L118 152V154H117V157H116V155H114L115 153ZM127 154V157L126 158H128V159H126L125 160V158H123L124 157V155H126L125 153ZM132 152H133V156H132ZM158 152V153H157ZM191 152V153H190ZM32 153V154H31ZM41 153V154H40ZM57 153V154H56ZM69 153V154H68ZM72 153V154H71ZM103 153V154H102ZM124 153V154H123ZM174 153V154H173ZM175 153L176 154H178V155H175ZM51 154V155H50ZM53 154H54V156H53ZM67 154V155H66ZM71 154V157H70V159H69V157H66V156H68V155H70ZM73 154H74V158H73ZM75 154L77 155V158H75L76 156H75ZM119 154H121L120 156L122 157V158H120V156H118ZM123 154V155H122ZM134 154H136V157H134L135 155ZM142 157H137V156H139V155ZM171 154V156H168V155H170ZM180 154V155H179ZM191 154V155H190ZM12 155V156H11ZM47 155V156H46ZM10 156V157H9ZM36 156H42L41 158H39V157H36ZM57 156H59V157H57ZM104 156V157H103ZM192 156V157H191ZM207 156V157H206ZM13 157V158H12ZM43 157H46V158H44L43 160H41ZM60 157V158H61ZM114 157V158H113ZM130 157H132L131 159H130ZM32 158V159H31ZM34 158V159H33ZM54 158H58V159H56V161H55V159ZM66 158V159H65ZM118 158V159H117ZM162 158V159H161ZM179 158V159H178ZM181 158V159H180ZM224 158V159H223ZM11 159V160H10ZM12 159H14L15 160V162H12V161H14V160H12ZM51 159H53L54 160V163H53V160H51ZM64 159V163H66L67 164V166H66V164L64 165V163H63V165H62V160ZM69 160V161H66V160ZM71 159H74V161L73 160H71ZM121 159H123V160H121ZM135 159H141L140 161H137V162H135L136 160ZM148 160L149 162L147 163H144L146 166H144V165H142L143 163V160ZM159 159H161L160 161H159ZM215 159V160H214ZM226 159V160H225ZM229 159V160H228ZM38 161V162H36V161ZM44 160H45V164H44ZM57 160L59 161V162H57ZM71 160V161H70ZM78 160H80V161H78ZM82 160V161H81ZM103 160V161H102ZM121 160V161H120ZM152 160V161H151ZM157 160V161H156ZM173 160V161H172ZM186 160V161H185ZM220 160H221V162H220ZM224 160V161H223ZM43 161V162H42ZM75 161H77V162H75ZM85 161H87V162H85ZM257 161V162H256ZM10 162H12V163H10ZM33 162V163H32ZM55 162H57V164L55 163ZM70 162V163H69ZM71 162H74V164H72V166L70 165L71 164ZM81 162V163H80ZM83 162H85V163H83ZM123 162V163H122ZM127 162V163H126ZM130 162V163H129ZM135 164H134V163ZM142 163V164H140V163ZM156 162H158L159 163V166H160V172H162L163 174L162 175H159V176H163L164 177V179H163V177L160 179L156 174L158 173V171H156L157 169H155V163ZM168 162V163H167ZM181 162H182V165H181ZM194 162V163H193ZM196 162H198V164L196 163ZM201 162H202V164H201ZM225 162V164H223ZM10 163V164H9ZM31 163V164H30ZM60 163V164H59ZM69 163V164H68ZM75 163L76 164H81V165H75ZM87 163V164H86ZM132 163V164H131ZM190 163V164H189ZM229 163H230V166H229ZM34 164V165H33ZM42 164H44V166L42 165ZM51 164V165H50ZM53 164V165H52ZM59 164V165H58ZM89 164H90V166H89ZM121 164V165H120ZM129 164H131L132 166L131 167H129V169H127L128 168V166H130ZM148 164V165H147ZM171 164V165H170ZM200 164V165H199ZM213 164V165H212ZM233 164V165H232ZM235 164V165H234ZM16 167H18V168H16ZM50 167H48V166ZM62 165V166H61ZM73 165H75V167L73 166ZM86 165V166H85ZM118 165V167H115V166H117ZM126 165H127V168H126ZM137 165V167H135ZM139 165V166H138ZM175 165H176V167H175ZM201 165H202V168H201ZM204 165V166H203ZM207 165V166H206ZM232 165V166H231ZM30 166V167H29ZM34 166V167H33ZM35 166H37V167H35ZM45 166H47V167H45ZM64 166V167H63ZM82 168H81V167ZM103 166H104V168H103ZM114 166V167H113ZM125 166V167H124ZM173 166V167H172ZM180 166V167H179ZM197 166V167H196ZM215 166V167H214ZM46 169H45V168ZM60 167V168H59ZM63 167V168H62ZM70 167V168H69ZM71 167H73L74 168V171L77 169V167L79 168V170L77 169L76 171H75V173H72L73 172V169L71 168ZM90 167V168H89ZM107 169H106V168ZM110 167V168H109ZM113 167V168H112ZM145 167H148V168H145ZM169 167V168H168ZM207 167V168H206ZM217 167V168H216ZM220 167V168H219ZM231 167V168H230ZM6 168V169H5ZM29 168V169H28ZM42 168V169H41ZM49 168V169H48ZM51 168H54V170L53 169H51ZM63 170H62V169ZM67 168H69V169H67ZM76 168V169H75ZM92 168L95 170V171H93L92 170ZM109 168V169H108ZM112 168V169H111ZM125 168V169H124ZM131 168V169H130ZM136 168H138V169H136ZM174 168V169H173ZM221 168H223L222 170H221ZM227 170H226V169ZM248 168V169H247ZM58 169L61 171V172H59L58 171ZM66 169V170H65ZM70 169L72 170V171H70ZM99 169V170H98ZM114 169V170H113ZM115 169H117V170H115ZM120 169V170H119ZM143 169H145V171H147V173L145 172V173H143V175H142V172H144V170ZM147 169H149V170H147ZM170 169H171V171H170ZM180 169V170H179ZM183 169V170H182ZM219 169V170H218ZM232 169V170H231ZM250 169V170H249ZM13 170V171H12ZM29 170H31V171H29ZM32 170L34 171V172H32ZM46 170H47V172H46ZM50 170V171H49ZM70 171V173H72L73 174V176H75V177H73L72 175H70V173L68 172V171ZM86 170V171H85ZM89 170V171H88ZM92 170V171H91ZM112 170V173L110 172ZM126 170H130V172H128V171H126ZM131 170H132V172H131ZM136 170V171H135ZM173 170V171H172ZM175 170V171H174ZM179 170V171H178ZM182 170V171H181ZM195 170V171H194ZM203 170V171H202ZM218 170V171H217ZM230 170V171H229ZM235 170V171H234ZM248 170V171H247ZM252 170V171H251ZM256 170V171H255ZM22 171V172H21ZM42 171V172H41ZM83 171V172H82ZM84 171L85 172H87V173H85L87 176L86 177H89V178H87L86 179V177H84L85 175H84ZM91 171V172H90ZM109 172V173H107V172ZM113 171H115L114 173H116L117 174V172H119V171H121V172H119L121 175H116V174H114L113 173ZM135 171V172H134ZM194 171V172H193ZM201 171V172H200ZM213 171V172H212ZM224 171H226V172H224ZM251 171V172H250ZM260 171V172H259ZM8 172V173H7ZM49 172V173H48ZM59 172V173H58ZM62 172H65V173H63L62 174ZM98 172V173H97ZM103 172H105V174H103ZM135 174H134V173ZM165 172H167V173H165ZM174 172V173H173ZM179 172V173H178ZM230 172V173H229ZM258 172V173H257ZM38 173V174H37ZM46 173V174H45ZM51 173H53V174H51ZM91 173V174H90ZM124 173H129V174H127V175H125ZM130 173H132V174H130ZM153 173V174H152ZM194 173V174H193ZM224 173V174H223ZM9 174V176H7ZM21 174V175H20ZM26 174V175H25ZM31 174V175H30ZM37 174V175H36ZM55 174H56V176H55ZM60 174V175H59ZM74 174H76V175H74ZM96 174V175H95ZM102 174V175H101ZM113 174H114V176H113ZM123 174L125 175V176H123ZM137 174V175H136ZM196 174H198V175H196ZM202 174V175H201ZM217 174V175H216ZM222 174V175H221ZM225 174H227V175H225ZM235 174H236V176H235ZM245 174V175H244ZM250 174V175H249ZM262 174V175H261ZM46 175H48V176H46ZM53 175H54V177H53ZM65 175L67 176H69V178H66L65 177ZM97 176V177H95V176ZM100 175V176H99ZM108 175V176H107ZM119 178L120 176H121V179L119 178H116V176ZM132 175H134V176H132ZM147 175H149V176H147ZM176 175V176H175ZM200 175V176H199ZM249 175V176H248ZM251 175H252V177H251ZM259 175V176H258ZM8 178H7V177ZM18 176V177H19ZM38 178H37V177ZM59 176H60V179H63L62 181L59 179ZM106 176H107V179H106ZM110 176V177H109ZM112 176V177H111ZM128 177V179H126L127 177ZM132 178H131V177ZM139 176V177H138ZM140 176H142V177H140ZM151 176H152V178H151ZM173 176V177H172ZM179 176V177H178ZM184 176V177H183ZM192 176H193V178H192ZM195 176V177H194ZM204 176V177H203ZM224 176H226V177H224ZM228 176V177H227ZM230 176V177H229ZM233 176V177H232ZM242 176H244V178L242 177ZM255 176H257V177H255ZM263 176V177H262ZM7 178L6 180H5V178ZM15 177V178H14ZM44 177V178H43ZM47 177V178H46ZM63 177V178H62ZM84 177V179H82ZM115 177V178H114ZM123 177H124V179H123ZM131 179H130V178ZM145 179H144V178ZM147 177H149V178H147ZM169 177V178H168ZM176 179H175V178ZM181 177V178H180ZM200 177V178H199ZM206 177V178H205ZM224 177V178H223ZM232 177V178H231ZM40 178V179H39ZM46 178V179H45ZM54 178V179H53ZM56 178H58V180L56 179ZM65 178V179H64ZM71 178V179H70ZM75 179V181H74V179ZM96 178V179H95ZM111 178H114V179H111ZM147 178V179H146ZM185 178H186V180H185ZM188 178V179H187ZM195 178V179H194ZM197 178V179H196ZM215 178V179H214ZM219 178H221V180L219 179ZM258 178V179H257ZM5 180V182H4V180ZM50 179V180H49ZM72 179H73V184H71L72 183ZM115 179H117V180H115ZM126 179V180H125ZM150 179V180H149ZM157 179V180H156ZM159 179V180H158ZM173 181H172V180ZM191 179H193V180H191ZM202 179H203V181H202ZM208 179H210V180H208ZM214 179V180H213ZM230 179H232V180H229ZM236 179V180H235ZM245 181H244V180ZM255 179H257V181L255 182ZM3 180V181H2ZM11 180V181H10ZM60 180V181H59ZM85 180H87V182H85L84 183V181ZM115 182H114V181ZM121 180V181H120ZM124 181V184H123V181ZM134 180H135V183H134ZM198 180V181H197ZM216 180V181H215ZM227 180V181H226ZM242 180H243V182H242ZM254 180V181H253ZM259 180V181H258ZM263 180V181H262ZM12 181H15V182H13L12 183ZM37 181H39V182H37ZM45 181H46V183H45ZM47 181H48V183H47ZM66 182V184L65 185H63L65 182ZM68 181V182H67ZM71 181V182H70ZM90 181V182H89ZM93 181H95V182H93ZM116 181H118V182H116ZM125 181H126V185H127V183H128V185L126 186L125 185ZM131 181H133L132 183H131ZM138 181V182H137ZM141 181H142V183H141ZM144 181V182H143ZM235 181V182H234ZM252 181V182H251ZM1 182L3 183L4 182V184H1ZM37 182V183H36ZM54 182V183H53ZM58 182V183H57ZM62 182H64V183H62ZM84 184H86L87 185V183L89 184V186H86V185H84ZM120 182H122V183H120ZM156 182H158V183H156ZM170 182V183H169ZM187 182H190V184H191V186H190V184L188 183V185H187ZM193 182V183H192ZM200 182V183H199ZM222 182V183H221ZM229 182V183H228ZM232 182V183H231ZM242 184H241V183ZM255 182V183H254ZM258 182V183H257ZM261 184H260V183ZM40 183H41V185H40ZM50 183V184H49ZM61 183V184H60ZM69 185H68V184ZM76 183V184H75ZM93 183H94V185H93ZM130 183H131V185H130ZM140 183V184H139ZM160 183V184H159ZM162 183V184H161ZM164 183V184H163ZM169 183V184H168ZM201 183H202V185H201ZM204 183V184H203ZM226 183H227V185H226ZM236 185H235V184ZM10 184V185H9ZM32 184V185H31ZM37 184H39V185H37ZM52 184V185H51ZM62 185L61 187H60V185ZM92 184V185H91ZM112 184V185H111ZM117 184V185H116ZM143 185V187H142V185ZM155 184V185H154ZM176 184V185H175ZM184 184H186V185H184ZM199 186H198V185ZM207 184V186H206V188H205V185ZM209 184H210V186H209ZM232 186H230V185ZM241 184V185H240ZM248 184V185H247ZM250 184H253L252 186L250 185ZM257 184V185H256ZM7 185V186H6ZM29 185H31V188L30 187H28ZM50 185V186H49ZM67 185H68V187L71 189V191H70V189L67 187ZM71 185V186H70ZM77 187H76V186ZM104 185V186H103ZM106 185V186H105ZM139 185V186H138ZM144 185H146V186H144ZM148 185H150V186H148ZM153 185V186H152ZM166 185V186H165ZM168 185H169V187H168ZM195 185V186H194ZM246 185V186H245ZM263 185V186H262ZM35 186V187H34ZM64 186V187H63ZM75 186V188H73V187ZM85 186V187H84ZM93 186V187H92ZM95 186V187H94ZM110 186V187H109ZM112 186V187H111ZM116 186V187H115ZM124 188V189H122V187ZM136 186H138V187H136ZM175 186V187H174ZM186 186H188V187H186ZM194 186V187H193ZM197 186H198V188H197ZM234 186V187H233ZM236 186H238L237 188H236ZM250 186V187H249ZM254 186H256V188L254 187ZM262 187V189L260 188V187ZM42 187H44V188H42ZM47 187V188H46ZM50 187V188H49ZM66 187H67V190H65L66 189ZM86 187H87V189H86ZM88 187H91L90 188V190L91 191H89V188ZM97 187H99V188H97ZM105 187H106V189H105ZM129 187H130V189H129ZM142 187V188H141ZM144 187L146 188V189H144ZM178 187V188H177ZM189 187H190V192L191 193H193L191 196H190V192L188 191L189 190ZM193 187V188H192ZM203 187V189H200V188H202ZM230 187V188H229ZM249 187V188H248ZM13 188H15V189H13ZM53 188V189H52ZM65 188V189H64ZM94 188V189H93ZM95 188H96V190H95ZM105 190H104V189ZM116 188V189H115ZM132 188V189H131ZM136 188H139V189H136ZM148 188V189H147ZM150 188V189H149ZM151 188H153V189H151ZM187 188H188V190H187ZM196 188H197V190H196ZM232 188H233V190H232ZM236 190H235V189ZM240 188H243V189H240ZM250 188H251V190H250ZM255 188V190H252V189H254ZM258 188H260V190H258ZM6 189V190H5ZM30 190V191H28L27 192V190ZM51 189H52V191H51ZM73 189H75V190H73ZM78 189V190H77ZM120 189V190H119ZM122 189V190H121ZM140 189L142 190V191H140ZM168 189H169V191H168ZM171 189H173V190H171ZM198 189H200V191H201V193L199 192V190ZM222 189V190H221ZM225 189H227V190H225ZM239 191H238V190ZM37 190V191H36ZM88 190V191H87ZM111 190V191H110ZM114 190V191H113ZM116 190V191H115ZM134 190V191H133ZM135 190H136V192H138L137 194V196H136V194H134V192H135ZM138 190V191H137ZM150 190V191H149ZM151 190H153V191H151ZM159 190V191H158ZM208 190V191H207ZM210 190V191H209ZM230 190V193L228 192ZM241 190V191H240ZM257 190V191H256ZM1 191V190H0ZM33 191V192H32ZM40 191H42V192H40ZM45 193H44V192ZM56 193H55V192ZM70 192V194L68 195V193ZM93 191H95V192H93ZM105 191V192H104ZM148 191V192H147ZM180 191H181V193H180ZM182 191H184V192H182ZM197 191H198V193H197ZM221 191V192H220ZM225 191V192H224ZM243 191L245 192L244 193V196L242 195L243 194ZM253 191V192H252ZM260 191V192H259ZM11 192H13L14 194H15V192L14 191H11ZM23 192H24V194H23ZM25 192H27V193H25ZM35 192V193H34ZM37 192H38V194H37ZM74 192H78V193H73ZM79 192H81L80 194H79ZM82 192H84V194L82 193ZM95 193V195L93 194V193ZM98 194H97V193ZM101 192V193H100ZM108 192V193H107ZM117 192V193H116ZM122 192V193H121ZM133 192V193H132ZM135 192V193H136ZM140 192V193H139ZM166 192V193H165ZM172 192H175V193H172ZM186 192V193H185ZM210 192V193H209ZM221 194H220V193ZM232 192V193H231ZM238 192V193H237ZM249 192V193H248ZM256 192H258V193H256ZM1 193V192H0ZM54 195H52V194ZM61 193V194H60ZM126 193H127V195H126ZM135 196V197H137L138 199H136L135 197H132L133 195ZM143 193H146V194H143ZM150 195V196H148V194ZM153 193V194H152ZM166 195H165V194ZM171 193V194H170ZM199 193H200V195H199ZM212 193V194H211ZM218 193V194H217ZM242 193V194H241ZM247 193V194H246ZM253 195H252V194ZM263 193V194H262ZM1 194H5L4 192H2ZM28 194V195H27ZM36 194V195H35ZM39 194H42L41 195V197H40V195ZM73 194V196H71ZM76 194L78 195V196H76ZM88 194H91V195H93V196H95V197H93V196H89ZM108 194H109V196H108ZM113 194V195H112ZM122 196H121V195ZM140 194V195H139ZM174 194H178V195H174ZM181 194H184V195H181ZM206 196H205V195ZM215 194V195H214ZM220 194V195H219ZM227 194V195H226ZM228 194L230 195V196H228ZM237 196H236V195ZM256 194V195H255ZM260 194H262V195H260V199L258 198V196ZM25 195V196H24ZM39 195V196H38ZM49 195V196H48ZM57 195H60V196H57ZM64 195V196H63ZM81 197H80V196ZM85 196V195H88V197L87 196H85V198H83L82 196ZM98 195V196H97ZM99 195L101 196V195H103V196H101V197H99ZM105 195V196H104ZM141 195H143V196H141ZM156 195V196H155ZM164 197H163V196ZM171 195H173V196H171ZM196 195H197V197H196ZM239 195V196H238ZM255 195V196H254ZM3 195H0V197H2ZM27 196H29V197H31V198H29V197H27ZM45 196V197H44ZM52 196H53V198L56 200H54L53 198H52ZM57 196V197H56ZM68 198H67V197ZM121 196V197H120ZM124 196V197H123ZM148 198H147V197ZM159 196V197H158ZM169 196H170V198H169ZM209 196H212V197H209ZM215 196V197H214ZM221 196V197H220ZM227 196V197H226ZM235 196H236V198H235ZM246 196H247V198L248 199H245L246 198ZM249 196H250V198H249ZM17 197V198H16ZM22 197V198H21ZM25 197V198H24ZM33 197H35V199L33 198ZM59 197H61V198H59ZM79 197V198H78ZM89 197H91V198H89ZM131 197H132V199L133 198H135V199H131ZM139 197H140V200H142V201H140L139 200ZM143 197V198H142ZM146 197V198H145ZM149 197L151 198V202H150V200H149ZM185 197V198H184ZM216 197H218V198H216ZM230 197V198H229ZM232 197H233V199H232ZM239 198V200H238V198ZM240 197H243V198H240ZM245 197V198H244ZM253 197V198H252ZM11 198V199H10ZM75 198V199H74ZM78 198V199H77ZM87 198V199H86ZM105 198H107V199H105ZM112 198V199H111ZM120 198V199H119ZM142 198V199H141ZM153 198V199H152ZM166 198V199H165ZM182 198V199H181ZM189 199V201H188V199ZM193 198H196L195 200H193ZM222 198V199H221ZM226 198V199H225ZM237 199V200H235V199ZM257 198L259 199V200H257ZM262 198V199H261ZM18 199H20V201H18ZM26 200V201H24V200ZM33 199H34V201H33ZM38 199V200H37ZM39 199H41V201L40 202H44L46 205H44V203H39ZM61 199V201H59ZM68 199V200H67ZM70 199V200H69ZM86 199V203L83 201V200H85ZM92 199V200H91ZM99 199V200H98ZM111 199V200H110ZM145 199V200H144ZM149 200V203H145V201L147 202L148 200ZM161 201H159V200ZM165 199V200H164ZM228 199V200H227ZM230 199V200H229ZM252 199H254L253 200V202L254 203H256V204H254L253 205V203H252ZM23 200V201H22ZM30 200V201H29ZM35 200H37L36 201V204H35ZM43 200V201H42ZM48 200H49V202H48ZM58 200V201H57ZM72 200V201H71ZM90 200V201H89ZM135 200V201H134ZM137 200L138 201H140L142 204H140V202H137ZM155 200V201H154ZM187 200V201H186ZM207 200V201H206ZM214 202H213V201ZM222 200V201H221ZM223 200H226V202L225 201H223ZM245 200V201H244ZM257 200V201H256ZM62 201H64V203L62 202ZM81 201V202H80ZM167 201V202H166ZM170 201V202H169ZM173 201H175V202H173ZM193 203H192V202ZM196 201H198V202H196ZM204 201V202H203ZM229 201H231V202H229ZM233 201V202H232ZM248 201H249V203H248ZM251 201V202H250ZM256 201V202H255ZM259 201V202H258ZM1 198H0V204H1ZM23 202V203H22ZM31 202L34 204V205H37L38 203H39V205H43V206H41V207H39V205H37V207L36 206H33V204L32 205H30L31 204ZM75 202V203H74ZM99 202V203H98ZM154 202V203H153ZM158 202V203H157ZM179 202H180V204H179ZM187 202V203H186ZM195 202V203H194ZM223 202V203H222ZM229 204H228V203ZM238 204H237V203ZM242 202V203H241ZM261 202V203H260ZM21 203V204H20ZM29 203V204H28ZM48 203V204H47ZM61 203V204H60ZM71 203H73V204H71ZM77 203H78V205H77ZM89 203H91V205L89 204ZM123 203V204H122ZM136 203H137V205H136ZM139 203V204H138ZM159 204V203H162L160 206H158L157 207V204ZM184 203H185V205H184ZM191 203V204H190ZM197 203V204H196ZM216 205H215V204ZM225 203V204H224ZM226 203H227V205L228 206H226ZM236 203V204H235ZM241 203V204H240ZM252 205H251V204ZM263 203V204H262ZM76 204V205H75ZM147 206H146V205ZM154 204H156V205H154ZM164 204H166V205H164ZM182 204V205H181ZM235 205L234 206V208H233V206L232 205ZM259 204V206H257ZM23 205H24V207H23ZM64 205V208H68V209H64L62 206ZM66 205V206H65ZM74 205V206H73ZM88 205V206H87ZM95 207H94V206ZM135 205H136V207H137V209H136V207H135ZM184 205V206H183ZM192 205H195V206H192ZM201 205H202V207H201ZM208 205H210V206H208ZM218 205H220V206H218ZM226 207H225V206ZM244 205V206H243ZM261 205H263V206H261ZM29 206V207H28ZM31 206V207H30ZM77 208H76V207ZM81 206H82V208H83V210L85 209L86 211H84V212H82L83 210H82V208H81ZM91 206V207H90ZM98 206V207H97ZM144 206H146V208L144 207ZM162 206V210H161V207ZM164 206V207H163ZM168 206V207H167ZM174 206V207H173ZM182 206V207H181ZM214 206V207H213ZM248 206H250V207H248ZM251 206H253L252 208H251ZM257 206V207H256ZM60 207H62L63 209H61ZM75 207V208H74ZM149 209H151V211L150 210H147L148 208ZM186 207H187V209H186ZM209 207V208H208ZM220 209V211L217 209ZM219 207H223L224 209H221V208H219ZM240 207V209H238ZM23 208V209H22ZM27 208H30L31 210H29V209H27ZM35 208V209H34ZM37 208V209H36ZM40 208V209H39ZM74 208V209H73ZM78 208H79V210H78ZM81 208V209H80ZM116 208V209H115ZM133 208H135V209H133ZM143 208H145V209H143ZM165 208V209H164ZM227 208V209H226ZM237 210H236V209ZM243 208V209H242ZM251 208V209H250ZM256 208H257V210H256ZM22 211H21V210ZM28 210V211H26V210ZM33 209V210H32ZM73 209V210H72ZM92 211H91V210ZM138 209H140V210H138ZM190 209V210H189ZM193 209H195V210H193ZM213 209V210H212ZM250 209V210H249ZM252 209H254V211L252 210ZM24 210H25V212H27V213H25L24 212ZM63 210V211H62ZM72 212H71V211ZM94 210V211H93ZM136 210V211H135ZM144 212H143V211ZM168 210V211H167ZM188 210V211H187ZM224 210H225V213H223L224 212ZM228 210V211H227ZM231 210H233V211H236L235 213H233L232 212V215L230 216L229 214V216L227 215V213H229L230 212V214H231ZM248 210V211H247ZM261 210V211H260ZM31 211H34V213L33 212H31ZM61 211V212H60ZM66 211V212H65ZM77 213V215H76V213ZM77 211H79V212H77ZM139 213H138V212ZM141 211V212H140ZM148 211V212H147ZM149 211H150V213H149ZM222 211V212H221ZM244 211V212H243ZM245 211H246V213H245ZM259 211H260V213H261V215H260V217H259V215L257 216V214L259 213ZM21 212L23 213V214H25L26 216H24L23 217V215L21 214ZM65 212V213H64ZM67 212H69V217H70V215L72 216V218L70 217H68V214H66ZM86 212H88V213H86ZM89 212H92V213H90L89 214ZM130 212H132V213H130ZM134 212V213H133ZM146 212V213H145ZM173 213V214H170V213ZM220 213V214H217V213ZM227 212V213H226ZM239 212V213H238ZM242 212V213H241ZM247 212H251V214L249 213H247ZM254 212V213H253ZM33 213V214H32ZM60 213V214H59ZM67 215L66 217H65V215ZM71 213V214H70ZM72 213H74L73 215L74 216H76V218L72 215ZM81 215H79V214ZM85 213V214H84ZM137 213V214H136ZM142 213H143V215H142ZM144 213L145 214H148V216L147 217H149L150 216V218H151V216H152V218L151 219H149V218H147L146 217V215H144ZM221 213H223V214H221ZM241 213V214H240ZM259 213V214H260ZM87 214V215H86ZM95 214H97V215H95ZM99 214V215H98ZM101 214V215H100ZM111 214V215H110ZM141 214V215H140ZM212 215V217H211V215ZM214 214V215H213ZM224 214H226V215H224ZM236 214L238 215L239 214V216L238 217H236ZM244 214V215H243ZM245 214H247V215H245ZM21 215H22V217H21ZM63 215V216H62ZM82 215H85V216H83V217H85L84 218V220H83V217H82ZM89 215H90V217H91V219H90V217H89ZM92 215V216H91ZM174 215V216H173ZM189 215V216H188ZM217 215H219V216H217ZM222 215H224L225 217H221ZM249 215H250V217H249ZM254 215H255V217H254ZM86 216H88L89 218H87ZM100 216V217H99ZM140 216H142V218L140 217ZM172 216H173V218H172ZM185 216H187V217H185ZM245 216H247V217H245ZM253 216V217H252ZM257 216V217H256ZM263 216V217H262ZM26 217V218H25ZM27 217H29V218H27ZM73 217H74V219H73ZM94 219H96V220H94ZM98 217H99V220H98ZM146 217V218H145ZM218 218V220H217V218ZM226 217H227V219H226ZM259 217V218H258ZM22 218V219H21ZM24 218V219H23ZM65 218H67V219H65ZM82 219V220H80V219ZM101 218V219H100ZM105 218V219H104ZM121 218V219H120ZM140 218V219H139ZM177 219V221H176V219ZM210 219V221H209V219ZM213 218V219H212ZM216 218V219H215ZM229 218H230V220H229ZM231 218H232V220H231ZM236 218H239V220L238 219H236ZM241 218V219H240ZM244 218V219H243ZM249 218H251V219H249V222L248 223H245V222H247L248 221V219ZM257 218V219H256ZM1 219H2V221H1ZM20 219V220H19ZM27 219V220H26ZM72 219V220H71ZM85 219H88V220H85ZM102 219H103V222H102ZM118 219V220H117ZM121 220V222H120V220ZM127 219V220H126ZM197 219H199V220H197ZM224 219H226V220H224ZM253 219H255V220H253ZM264 219V218H263ZM15 220H16V222L17 223H15ZM19 220V221H18ZM29 220V221H28ZM77 220V221H76ZM90 220V221H89ZM105 220V221H104ZM123 220V221H122ZM143 220H144V222H143ZM146 220V221H145ZM154 220V221H153ZM195 220V221H194ZM204 220V221H203ZM216 220L218 221V222H216ZM220 220V221H219ZM233 220H236V221H233ZM257 220V221H256ZM260 220V221H259ZM22 221V222H21ZM82 222L81 224H79L80 222ZM84 221V222H83ZM92 221H94V222H92ZM96 221H97V224H99V225H95L94 223H96ZM99 221H100V223H99ZM138 221V223H139V221H141L139 224L137 223L136 224V222ZM176 221V222H175ZM208 221V222H207ZM222 221H224V222H222ZM228 221H230V222H228ZM234 222V223H232V222ZM240 221V222H239ZM5 222V223H4ZM15 223V224H13V223ZM88 224H87V223ZM92 224H90V223ZM114 222V223H113ZM126 222H128V223H126ZM147 222H149V223H147ZM157 222V223H156ZM159 222V223H158ZM213 222V223H212ZM240 224H239V223ZM257 224H255V223ZM259 222V223H258ZM262 222H264V220L262 221ZM6 223H8V225L6 224ZM10 223V224H9ZM20 223V224H19ZM75 223V224H74ZM144 225H143V224ZM176 224V226H175V224ZM178 223H179V225H178ZM220 223V224H219ZM236 223V224H235ZM17 224H18V226H17ZM23 224V225H22ZM72 224H74V225H72ZM82 224H84L83 226H81ZM85 224H86V226H85ZM90 224V225H89ZM116 224V225H115ZM119 224V225H118ZM122 224H124L123 226L124 227H126V230H124V227L122 228ZM126 224V225H125ZM217 224V225H216ZM235 224V225H234ZM242 224V225H241ZM3 225V226H2ZM5 225V226H4ZM76 225V226H75ZM78 225V226H77ZM95 225V226H94ZM103 225H104V227H103ZM111 225V226H110ZM130 225V226H129ZM143 225V226H142ZM148 225V226H147ZM149 225H150V227H149ZM157 225V226H156ZM209 225V226H208ZM221 227H220V226ZM227 227H226V226ZM230 227H229V226ZM248 227H247V226ZM254 225V227H251V226H253ZM2 226V227H1ZM6 226H8L7 228H9V226H10V228H11V226H12V231H9L8 232V229L6 228ZM82 227V229L81 228H79V227ZM93 226V227H92ZM99 228H98V227ZM110 226V227H109ZM118 226H120V228L118 227ZM132 226V227H131ZM133 226H134V229L139 233H137L134 229H133ZM180 226V227H179ZM215 226H217V227H215ZM224 226V227H223ZM234 226V227H233ZM242 226H243V228H242ZM245 226V227H244ZM259 226V227H258ZM4 227V228H3ZM78 227V228H77ZM89 227H91V228H89ZM94 227H96V229L94 228ZM107 227V228H106ZM113 227H114V229H113ZM129 227V228H128ZM143 227V228H142ZM176 227H177V229H176ZM191 227V228H190ZM199 227V228H198ZM204 227H205V230H204ZM212 227V228H211ZM214 227H215V229H214ZM219 227V228H218ZM236 227H238V228H236ZM241 227V228H240ZM7 230H6V229ZM9 228V229H10ZM23 228V229H22ZM42 228V229H41ZM84 228H86V230L84 229ZM91 230L90 232H89V229ZM94 228V229H93ZM98 228V229H97ZM103 230H102V229ZM106 228V229H105ZM127 228H128V230H130L131 228V230L130 231H128L127 230ZM180 228V229H179ZM208 228V229H207ZM248 228V229H247ZM253 228H255V229H253ZM261 228V229H260ZM262 228H263V230H262ZM3 229V230H2ZM41 229V230H40ZM79 231H78V230ZM88 229V230H87ZM93 229V230H92ZM100 229H101V231H102V233H100ZM110 229V230H109ZM123 229V230H122ZM152 229H153V231H152ZM199 229V230H198ZM212 229V230H211ZM226 229V230H225ZM238 229L240 230V231H238ZM243 229V230H242ZM257 229H260V230H257ZM4 230H5V232H7V234L4 232ZM95 230V231H94ZM99 230V231H98ZM105 230H106V232H105ZM108 230V231H107ZM140 230V231H139ZM145 230V231H144ZM176 230H177V232H176ZM179 230H182V231H179ZM224 230V231H223ZM231 230H232V232H231ZM242 230V231H241ZM249 230H250V232H249ZM255 230V231H254ZM81 231V232H80ZM98 231V232H97ZM228 231H229V233L231 234H229L228 233ZM259 231V232H258ZM10 232H12V233H10ZM86 232V233H85ZM112 232V233H111ZM142 232H144V233H142ZM145 232H146V234H147V232H148V234L146 235L145 234ZM154 232V233H153ZM179 232V233H178ZM212 232V233H211ZM215 232V233H214ZM245 232H247V233H245ZM5 233V234H4ZM8 233H10V236H11V234H13L11 237L8 235ZM81 233H83L82 234V236L80 235ZM90 234L89 236H91V239H90V237L88 236V234ZM96 233H97V236H96ZM99 233L102 235V236H104V237H102L101 235H100V237H99ZM105 233V234H104ZM125 233V234H124ZM153 233V234H152ZM178 233V234H177ZM181 233H184V235L183 234H181ZM201 233V234H200ZM208 233H211L210 235L208 234ZM237 233V234H236ZM86 236H85V235ZM130 234V235H129ZM132 234V235H131ZM141 234V235H140ZM143 234H145L144 236H143ZM175 234V235H174ZM223 234V235H222ZM225 234V235H224ZM233 234H235L234 236H233ZM243 234V235H242ZM253 234V235H252ZM259 234V235H258ZM262 234V235H261ZM2 235V236H1ZM84 235V236H83ZM93 235H94V237H93ZM110 235V236H109ZM116 235H117V237H116ZM119 235H120V237H119ZM134 235H136V237L137 238H135V236ZM140 237H139V236ZM182 235V236H181ZM208 235V236H207ZM217 235V236H216ZM219 235V236H218ZM229 235H230V238H228L227 239V237H229ZM237 235V236H236ZM238 235H240V236H238ZM250 235H252L253 237H251ZM256 235V236H255ZM13 236H14V238H15V241L13 240V239H11V238H13ZM81 236V237H80ZM129 236V237H128ZM132 236V237H131ZM179 236V237H178ZM185 238H184V237ZM207 236V237H206ZM213 236V237H212ZM223 236H225V237H223ZM243 236H247L246 238L245 237H243ZM250 236V237H249ZM260 237V236H262L261 238H260V241H258L259 240V238L257 239V238H255V237ZM7 237H9L10 239H8ZM84 237V238H83ZM93 237V238H92ZM109 237V238H108ZM124 237H125V239H124ZM128 237V238H127ZM138 237H139V239H138ZM143 237V238H142ZM203 237H204V239H203ZM238 237H240V241L238 240ZM83 238V239H82ZM86 238H88V239H86ZM96 238V239H95ZM98 238V239H97ZM102 238V239H101ZM108 238V239H107ZM111 238H114V239H112L111 240ZM120 240H122V241H120ZM132 238H133V240H132ZM178 238V240H176ZM181 238V239H180ZM187 238V239H186ZM192 238V239H191ZM248 238V239H247ZM250 238H251V240H250ZM253 238H255V239H253ZM7 239H8V241H7ZM86 239V240H85ZM124 239V240H123ZM127 239V240H126ZM136 239L139 241H141V239L142 240H144V243L142 242V243H140V241L138 242V241H136ZM201 239V240H200ZM207 239V240H206ZM236 241V242H233L234 240ZM242 239H243V241H242ZM246 239V240H245ZM256 239H257V241H258V243H257V241H256ZM83 240H85V241H83ZM120 241V242H115V241ZM132 240V241H131ZM180 240V241H179ZM211 240H213V241H211ZM227 240V241H226ZM246 242H249L248 244H246L245 243V241ZM254 240V241H253ZM261 241V242H264V241ZM80 241V242H79ZM105 241H107V243L105 242ZM110 243H109V242ZM174 241H176V243H174ZM177 241H179V242H177ZM183 241V242H182ZM184 241H185V245H183L184 244ZM191 241V242H190ZM197 241H198V243H197ZM206 241L207 243H204V242ZM228 241H229V243H228ZM8 242V243H7ZM77 242H78V244H77ZM91 244H90V243ZM101 242V243H100ZM105 242V243H104ZM113 242V243H112ZM124 244H123V243ZM127 242H129V243H127ZM132 242V243H131ZM216 242V243H215ZM224 242H227V243H224ZM241 242H243V245H242V243ZM71 243H75L74 245H78V247L80 248L79 250H78V247L77 246H75L74 247V245H72ZM85 243V244H84ZM94 243V244H93ZM103 243H104V245H103ZM116 243V244H115ZM132 245H131V244ZM136 243V244H135ZM180 245H179V244ZM196 243V244H195ZM201 243H203V245L201 244ZM210 243V244H209ZM214 243V244H213ZM219 243L221 244V247H220V245H219ZM236 243V244H235ZM8 244V245H7ZM80 244V245H79ZM89 244V245H88ZM103 246H102V245ZM107 246H106V245ZM110 244V245H109ZM115 244V245H114ZM119 244H121V246L119 245ZM133 244H134V246H136V247H134L133 246ZM139 244V245H138ZM141 244H142V246H141ZM175 244V245H174ZM211 245V244H213V246L211 245V246H209V245ZM231 244V245H230ZM237 244H239L240 245V247H238L239 245H237ZM244 244L246 245V246H244ZM254 245V246H250V245ZM257 246H256V245ZM260 244V245H259ZM73 247H72V246ZM99 245V246H98ZM121 247V248H119V246ZM123 245V246H122ZM125 245H129L131 248H129V247H127V246H125ZM146 247H145V246ZM149 245V246H148ZM179 246V247H176V246ZM183 247H182V246ZM188 245V246H187ZM205 245H208V246H205ZM216 245H218V248H215V246ZM222 245H223V247H222ZM225 245H226V247H225ZM249 245V248L247 247ZM15 246V247H14ZM19 247L18 249H17V251H15L16 250V247ZM71 246L73 249L74 248H76L77 247V251L74 249H72V248H69V247ZM83 246V247H82ZM97 246V247H96ZM105 246L106 247H108V246H110V253H108L109 251V247L108 248H105ZM115 246V247H114ZM144 246V247H143ZM148 246V247H147ZM195 246V247H194ZM200 246L202 247V248H204V249H206V250H201V249H199L200 248ZM234 246H236V247H234ZM260 246H262V247H260ZM87 247H88V249H87ZM103 247H104V249H103ZM117 247V248H116ZM123 247H125V248H123ZM127 247V248H126ZM144 249H143V248ZM178 248L179 249V251L181 250L182 251V253L181 252H179L178 251V249L176 250V248ZM209 247V248H208ZM217 247V246H216ZM234 247V248H233ZM239 249H238V248ZM255 247V248H254ZM260 249H259V248ZM14 248H15V250H14ZM117 250H116V249ZM135 248V249H134ZM138 248V249H137ZM139 248H140V250H143L142 252H143V254H142V252L139 250ZM232 248V249H231ZM242 250H241V249ZM246 248V249H245ZM252 248V249H251ZM258 248V249H257ZM4 249H6V250H4ZM10 249V250H9ZM20 249V250H19ZM66 249H68V250H66ZM73 250V251H75V252H73V251H71V250ZM87 249V250H86ZM92 251H91V250ZM118 249H120V250H118ZM124 249H126V250H124ZM130 249H132V250H130ZM198 249V250H197ZM227 249V250H226ZM237 249L238 250V252H237V250H236V252H235V250ZM245 249V250H244ZM249 249V250H248ZM9 250V251H8ZM82 251V252H79V251ZM95 250V251H94ZM135 250V251H134ZM137 250V251H136ZM201 250V251H200ZM219 250H220V252H219ZM233 250V251H232ZM239 250H240V252L241 253H239ZM250 250H252V251H250ZM253 250H254V252H253ZM255 250H258L257 252H260V253H257ZM261 250V251H260ZM70 252L69 254H70V256H69V254H67L68 252ZM84 251L85 252H87L86 254L84 253ZM112 251V252H111ZM116 253H115V252ZM120 251V253H118ZM122 251V252H121ZM125 251V252H124ZM126 251H128V252H126ZM140 251V252H139ZM168 251V253H170L169 255L166 253ZM197 251H199V252H197ZM202 251H204L205 252V255L204 256H202L203 254H204V252H202ZM214 251H215V253H214ZM218 251V253H216ZM228 253H227V252ZM17 253V255L16 256H14L16 253ZM89 252V253H88ZM93 252H94V256H93ZM96 252V253H95ZM114 252V253H113ZM123 252H124V254L125 253H127V255L125 254V257H123L121 254H123ZM133 252V253H132ZM150 252V253H149ZM176 252H177V254L179 253H181V255H182V257H181V255H180V257H181V259H180V257L178 256V255H176ZM206 252H207V254H206ZM221 252H222V254H223V256H222V254H221ZM224 252H226V253H224ZM232 252V253H231ZM246 252V253H245ZM250 252H251V255H250ZM263 252V253H262ZM10 253V254H9ZM15 253V254H14ZM66 253V254H65ZM75 253L77 254V253H84V254H82V255H84V257H82V255H81V257H82V259L80 258V256L78 255H75ZM135 253H136V255H135ZM138 253H139V255H138ZM141 253V254H140ZM194 253V254H193ZM211 253V254H210ZM235 253H236V255H235ZM8 254H9V256L11 257V255H12V258L10 259V257L8 256ZM106 254V255H105ZM118 254V255H117ZM132 255V257H131V255ZM133 254H134V256H133ZM185 254V255H184ZM228 254V255H227ZM229 254H231V255H229ZM241 256H240V255ZM249 254V255H248ZM253 254V255H252ZM257 254V255H256ZM4 255V256H3ZM8 256L7 258H8V260L5 258V256ZM68 255V256H67ZM75 255V256H74ZM88 255V256H87ZM104 255H105V257H104ZM116 255V256H115ZM121 255V256H120ZM146 255V256H145ZM210 255V256H209ZM214 257H213V256ZM237 255H239V256H237ZM74 258H73V257ZM79 257V259L77 258V257ZM93 256V257H92ZM108 256L109 257H112L114 260L112 261V258H108ZM119 256V257H118ZM127 256V257H126ZM130 256V257H129ZM138 256H140V257H138ZM191 258H190V257ZM206 256V257H205ZM229 256V257H228ZM230 256H231V258H230ZM237 256V257H236ZM247 256V257H246ZM258 256V257H257ZM259 256L260 257H262V258H260L259 259ZM5 259H4V258ZM17 257V258H16ZM68 257H71V258H68ZM86 257V258H85ZM146 257V258H145ZM148 257V258H147ZM179 257V258H178ZM184 257V258H183ZM197 257V258H196ZM202 257V258H201ZM205 259H204V258ZM211 257V258H210ZM216 257V258H215ZM221 257V260H218L219 258ZM222 257H223V259H222ZM227 257V258H226ZM234 257V258H233ZM235 257L238 259V260H235ZM244 257V258H243ZM4 260H3V259ZM16 258V259H15ZM69 259L70 261H72L73 259V261L72 262H70V261H68L67 259ZM73 258V259H72ZM85 258V259H84ZM92 258H93V260H92ZM97 258L99 259V262H98V260H97ZM105 258V259H104ZM132 258V259H131ZM136 258V259H135ZM138 258V259H137ZM144 258V259H143ZM151 258V259H150ZM187 258V259H186ZM191 259V261L189 262L188 261V259ZM209 258V259H208ZM240 258V259H239ZM242 258V259H241ZM257 260H256V259ZM72 259V260H71ZM76 259V260H75ZM97 261H96V260ZM104 259V260H103ZM123 259V260H122ZM144 261H143V260ZM156 259V260H155ZM159 261H158V260ZM178 259H180V260H178ZM182 259H183V261H182ZM185 259V260H184ZM248 259H250V260H248ZM251 259H253V260H251ZM5 260H7L8 262L7 263H5L6 261ZM14 260V261H13ZM85 260H87V261H85ZM92 260V261H91ZM122 260V261H121ZM205 260V261H204ZM215 260V261H214ZM219 261V263H218V261ZM228 260V261H227ZM233 262H231V261ZM240 260H242V261H240ZM261 260L263 261L262 263H260L261 262ZM12 261V262H11ZM77 261V262H76ZM91 261V262H90ZM94 261V262H93ZM108 261H110L111 263H109ZM126 263H125V262ZM137 261V262H136ZM140 261V262H141ZM150 261H152V262H150ZM154 261V262H153ZM156 261H158V263L156 262ZM185 261H187V263H185ZM193 261L194 262H197V263H193ZM204 261V262H203ZM237 261V262H236ZM244 261V262H243ZM258 261V262H257ZM4 262V263H3ZM10 262V263H9ZM76 262V263H75ZM98 262V263H97ZM105 262V263H104ZM141 262V263H142ZM178 262V263H177ZM235 262V263H234ZM239 262V263H238ZM248 262V263H247ZM252 262V263H251ZM142 263V264H143Z\"/></svg>","mask_w":264,"mask_h":264},{"label":"bare ground","instance_id":"obj_2","mask_svg":"<svg viewBox=\"0 0 264 264\" xmlns=\"http://www.w3.org/2000/svg\"><path fill=\"white\" fill-rule=\"evenodd\" d=\"M78 1V0H77ZM92 1H94V0H92ZM102 1V0H101ZM115 0H105V2H106V4H108V6L109 5H113L115 2H114ZM119 1V0H118ZM121 1V0H120ZM123 1V0H122ZM140 1V0H139ZM68 1H64L63 0V2H61L60 0H0V59L2 58V57H4V59L2 60V63L4 62H8L9 61V63L8 64H4L3 63V65H0V72H3V71H5V72H7V71H9L8 73H12L11 71H13V72H20V71H23L24 73H25V75H27V73H30V74H32V75H35V76H31V77H29V79H28V77H27V79H28V85H29V89L27 90V91H25V92H27L26 94H28V92H29V90L30 91H35L36 89L37 90H40L41 92H42V95L41 96H44V98H43V101H42V103L40 104V106L38 107V108H35V113L34 114H32V118H31V121H30V123H32L31 125L33 126L32 128H33V130H35V129H38V128H40V127H42L43 125L45 126V124H47V125H50L49 123L51 122V120L52 119H54V118H57V116L59 115V116H61L60 114H62L63 113V111H67V113H68V111H70L71 109H73V108H75V107H79V106H77V105H79V103H87V102H90V101H87V99H83V100H79V98H78V100L77 101H74L75 100V98L76 97H79V95H78V90L80 89V88H84V83H85V81L86 80H83L81 77L80 78H78L77 77V79H75V78H73V77H76V75H75V73L76 74H78L77 72H79V74H81V75H86V74H88V76H89V78L90 79H92L93 81L92 82H94V84L95 83H99V82H106V81H108L109 79L108 78H110V77H112V76H114L113 74H115V72H112V71H115V70H111V68H110V66H109V63H108V61H106V59H105V57H106V55H107V50L109 49V53H111L112 52V50L110 49V48H112V46L115 44V43H117V39H121V38H123L124 36H126L130 31H131V27L129 26H124L123 24L126 22L125 21V19H124V23L122 24L123 25V27H115V28H113V29H115V30H112V31H109V33L111 32V34L108 36V35H106L105 34V29L107 28H110V27H108V26H106V27H103L104 26V24L106 25V23H104V24H102V27H101V23H103V22H100V21H102V19H100V21H98V18H96V17H98V14L97 13H92L93 11V9H92V7L90 8V11H91V13L90 14H88L89 13V9L87 10L88 11V13H86V14H88V15H84V13H83V15L85 16H83L84 18H76V12L77 11H79V10H77L76 9V12H75V9H74V12H73V10H72V7L71 6H73V5H69L68 3H67ZM73 3L72 4H74V2L75 1H72ZM129 2V1H128ZM143 2H145V1H143ZM83 3V2H82ZM81 3V4H82ZM90 3H92V2H90ZM120 3V2H119ZM126 3V2H125ZM149 3H150V1H149ZM78 4H79V2H78ZM84 4H85V2H84ZM89 4V3H88ZM105 4V3H104ZM127 4V3H126ZM139 4H141L140 2H139ZM138 4V5H139ZM195 4V3H194ZM74 5H76V4H74ZM116 5V4H115ZM129 5V4H128ZM144 5V4H143ZM149 5V4H148ZM151 5V4H150ZM154 5H155V2H154ZM154 5H152V6H154ZM85 6V5H84ZM88 6V5H87ZM104 6V5H103ZM126 6V5H125ZM141 6V5H140ZM156 6V5H155ZM71 7V8H70ZM97 7V6H96ZM117 7H119V6H117ZM142 7V6H141ZM145 7V6H144ZM147 7V6H146ZM122 8V7H121ZM150 8V7H149ZM155 8V7H154ZM95 9V8H94ZM98 9V8H97ZM97 9H95V10H97ZM119 9H120V7H119ZM123 9V8H122ZM153 9V8H152ZM100 10V9H99ZM107 10V9H106ZM125 10H127V9H125ZM147 10V9H146ZM151 10V9H150ZM149 10V11H150ZM86 10L84 11V12H87ZM105 11V10H104ZM151 11H153V10H151ZM156 11V10H155ZM97 12V11H96ZM106 12V11H105ZM128 12V11H127ZM148 12V11H147ZM113 13V12H112ZM124 13V12H123ZM144 13V12H143ZM156 13V12H155ZM95 14H97V16L95 15ZM110 14V13H109ZM116 14V13H115ZM114 14V15H115ZM103 15H104V13H102V17H103ZM121 15V14H120ZM125 15V14H124ZM128 15V14H127ZM82 16V15H81ZM106 16V15H105ZM104 16V17H105ZM110 15H108V17H109ZM78 17V16H77ZM115 17V16H114ZM120 17H122V16H118V18H119V20H120ZM149 17V16H148ZM150 17H151V15H150ZM106 18H107V16H106ZM110 18V17H109ZM108 18V19H109ZM112 18H113V15H112ZM129 17H127V19H128ZM105 19V18H104ZM116 19V17L113 19V21ZM122 19H123V17H122ZM110 20V19H109ZM109 20H107V21H109ZM119 20H117V21H119ZM130 21H131V19H129ZM104 21V20H103ZM112 21V20H111ZM122 21V20H121ZM98 22L100 23V24H98ZM120 22V21H119ZM114 23V22H113ZM115 23H117V22H115ZM122 22H120V24H121ZM129 24H131V23H128V25ZM48 25H51L52 27H54V29H55V31H54V29L52 30V32H51V30H48L47 31V27H48ZM74 25H75V27H74ZM113 26V24H111V22H110V26ZM100 26V27H99ZM112 26H111V28L110 29H112ZM118 26V25H117ZM74 27V28H73ZM49 28H51V27H49ZM84 28V29H83ZM227 28V27H226ZM81 29L82 30H85V32L88 30L89 31V34L90 35H88V33L86 34H84V33H81ZM40 30H45L46 31V33L49 35V38L47 37V39H48V41L45 43V45H42V46H40V44H39V46L37 45H34V37L36 36V34L40 31ZM109 30V29H108ZM108 30H106L107 32H108ZM230 30V29H229ZM87 31V32H88ZM104 32V33H103ZM47 35V36H48ZM213 35V34H212ZM224 35V34H223ZM220 38H223V36L221 37V35L219 36ZM30 39V40H29ZM33 39V40H32ZM216 39V38H215ZM216 40H219L218 39V37H217V39ZM223 40V39H222ZM221 40V41H222ZM132 41V40H131ZM158 41V40H157ZM160 41V40H159ZM162 41H164V40H162ZM120 42V41H119ZM118 42V43H119ZM142 42V41H141ZM141 42H139V43H141ZM165 42V41H164ZM122 43H123V41H122ZM122 43H121V45H122ZM125 43H127L125 40H124V44H123V46H127V48L126 49H128V46H129V49L131 50V52H133V50H132V47H134V46H132L131 47V45L132 44H130V42L128 41V43L129 44H125ZM139 43H136V44H138L139 45ZM161 43V42H160ZM159 42L157 43V44H159V45H161L162 47H160V46H158L159 47V50L160 51H162L161 49H163V43H161L160 44ZM179 42H177V44H178ZM212 43V42H211ZM151 44V43H150ZM149 44V42L147 43V45H150ZM116 45V44H115ZM144 46H146L145 45V43L143 44ZM142 45V46H143ZM154 45V44H153ZM166 45V44H165ZM16 46V47H15ZM32 46H34V49H32ZM117 46H119V45H117ZM117 46H114V48H113V50L115 49V47L117 48ZM176 46L178 47V45H175V49H177L176 48ZM40 47H42V48H40ZM137 47V46H136ZM148 47H152L150 50L152 51V49H153V46H148ZM157 47V48H158ZM166 47V46H165ZM36 48H40V54H37V49ZM124 48V47H123ZM125 48L124 49H122V53H125L126 54V56L125 57H127V55L129 56V53H131L130 51H129V53L127 54V51L126 52H123V50H125ZM161 48V49H160ZM179 48V47H178ZM134 49V48H133ZM136 50L137 49H141V50H137V52H139L140 51V53L144 50V49H146V47L143 49V48H135ZM135 49H134V51H135ZM143 49V50H142ZM148 48H147V51H145L144 52V55L141 53H139L140 55H143L144 57H145V60H146V65L149 63L150 64V62H151V60H154L156 57H154V59L152 58V56L153 55H149V54H153L154 52H150L149 53V50ZM92 50H95V53H94V55L93 56H91L92 58H94L95 57V59H93V60H91V61H89V59H88V57H86V55H88ZM111 50V51H110ZM118 50H121L120 48H118L117 49V51ZM149 50V51H148ZM153 51H154V49H153ZM159 51V52H160ZM173 51H174V49H173ZM172 51V52H173ZM43 52V53H42ZM116 52V51H115ZM120 52V54L121 55H123L122 53ZM136 51H135V53L133 52L132 53V55L133 54H138ZM171 52V53H172ZM118 53V52H117ZM146 53V54H145ZM149 53V54H148ZM168 53V52H167ZM171 53H170V55H171ZM103 54H105V56H103ZM112 54V53H111ZM119 54V53H118ZM119 54V55H120ZM124 54V55H125ZM138 54V55H139ZM173 54V53H172ZM5 55H7V56H5ZM115 55V56H114ZM121 55L120 56H118L117 57V55L116 54H112V55H110V56H114V57H117V60L116 61H122V59L120 60V58L119 57H121ZM124 55L122 56V57H124ZM139 55V56H140ZM150 56L152 59H149V60H147L146 59V57L147 56ZM156 54L154 53V56H155ZM167 56L169 55V53L168 54H166ZM174 55V54H173ZM17 56V58L19 59L17 62H15V60H13L14 59V57H16ZM109 56V58L112 60V62L113 63H115L116 61L114 60V59H112L111 57ZM139 56H135L134 55V57H136L137 59H141V58H143V56L141 57H139ZM163 56H165V55H163ZM226 56V55H225ZM9 57V58H8ZM133 57V56H132ZM133 57V58H134ZM139 57V58H138ZM150 57H148V58H150ZM166 57V56H165ZM165 57H163V58H165ZM223 57V56H222ZM119 58V59H118ZM129 58H131V57H129ZM132 58V59H133ZM169 58H170V56H169ZM168 58V59H169ZM205 58V57H204ZM224 58V57H223ZM127 60V63H129V60L130 59H128V57L126 58ZM137 59H136V61H137ZM140 59L138 60L139 62H140ZM123 60H124V58H123ZM142 60V59H141ZM144 60V61H145ZM169 60H171V58L169 59ZM202 60H204V59H202ZM207 60H208V58H207ZM226 58H225V61H223V64H224V62H226ZM126 61L124 60V61H122L123 63H126ZM135 61V59H133V62H132V64L134 65V63L136 62ZM138 61H137V63H138ZM147 61H149L148 63H147ZM159 61V60H158ZM167 61V60H166ZM165 61V62H166ZM204 61H206V59L204 60ZM204 61H200V62H202V64H203V62ZM1 62V61H0ZM91 63V65H90V63ZM111 62V61H110ZM142 63H143V61H141ZM160 62H163V61H160ZM209 62V61H208ZM2 63H0V64H2ZM11 63V64H10ZM164 63V62H163ZM193 63V62H192ZM197 63H198V61H197ZM217 63H219V62H217ZM220 63H221V61H220ZM88 64L90 65V67H88ZM117 64H119L120 65V62L118 63L117 62ZM132 64H131V66H132ZM136 64V63H135ZM144 64V63H143ZM148 64V65H149ZM165 64V63H164ZM195 64H196V61H195ZM204 64H205V62H204ZM203 64V65H204ZM207 64H210V63H207ZM212 64V63H211ZM214 65H215V63H213ZM212 64V65H213ZM222 64V63H221ZM227 64V63H226ZM226 64H224L223 66L225 67L226 66ZM122 65V64H121ZM128 64H126V66H127ZM137 65V64H136ZM142 65V64H141ZM157 65H158V63H157ZM160 65V64H159ZM166 65V64H165ZM165 65H163V66H165ZM168 65V66H167ZM166 66L167 67H165V68H169V67H171L172 65H170L169 66V63L167 64ZM190 66L189 67H191V63L189 64ZM197 65V64H196ZM195 65V66H196ZM206 65V64H205ZM212 65H209L210 67L212 66ZM125 66V67H126ZM137 66H140V63H138V65ZM137 66H134V67H136L137 68ZM145 66V65H144ZM144 66H141L142 68H140V70H141V73L140 72H138L139 73V75L138 76H140V78H141V80H142V78L144 79V73H147V71L145 72L144 70L146 69V68H148V67H146V68H144ZM155 66V65H154ZM194 66V67H195ZM200 66V65H199ZM216 66V65H215ZM156 67V66H155ZM162 67V65H160V67L158 68V69H163V68H161ZM173 67V66H172ZM193 67V66H192ZM201 67V66H200ZM209 67V68H210ZM214 67V66H213ZM219 67V68H218ZM123 68V67H122ZM208 68V69H209ZM216 68V67H215ZM217 68L219 69V71H220V66H217ZM215 69L216 71L218 70V69ZM127 69H128V66H127ZM132 69H134V68H132ZM132 69H131V71H132ZM205 69L207 70V68L205 67ZM211 69V68H210ZM224 68H222V70H223ZM139 70V71H140ZM147 70V69H146ZM171 69H169V71H170ZM197 71H199V70H201L200 68L198 69V66H197V69H196ZM202 70H203V68H202ZM201 70V71H202ZM138 71V70H137ZM168 71V72H169ZM200 71V72H201ZM205 71V70H204ZM204 71H203V74H204ZM212 71V70H211ZM213 71H214V69H213ZM212 71V72H213ZM219 71H217V73L219 72ZM157 72H158V74H159V71L157 70ZM165 73H166V71H164ZM163 72V73H164ZM183 72V71H182ZM189 72V73H188ZM187 72V75L188 74H190L191 72H190V70ZM199 72V73H200ZM74 73V74H73ZM134 73V72H133ZM133 73H131V75H133ZM162 73V75H163V77H164V74ZM179 73V72H178ZM184 73H185V71H184ZM179 74L180 76H181V78H182V75H185V77L187 78V76H186V74ZM198 72H196V73H194L195 75L197 74ZM207 73V72H206ZM205 73V74H206ZM221 73H222V71H221ZM221 73H220V75H221ZM6 74L7 73H4V74H2L3 76L2 77H5L6 76ZM14 74V73H13ZM20 74V73H19ZM70 74H73V75H75V76H70ZM128 74V73H127ZM136 74H137V72H136ZM143 76H141V75ZM157 74V75H158ZM170 74V73H169ZM194 74H193V76H194ZM202 74V73H201ZM201 74H199V75H201ZM211 74V73H210ZM23 75V74H22ZM156 75V74H155ZM154 75V76H155ZM156 75V77H158ZM167 75V73L165 74V76ZM199 75H198V78H199ZM213 75V74H212ZM212 75L210 76V77H212ZM224 75V74H223ZM222 75V76H223ZM72 77L71 79H75V80H70L69 81V78L70 77ZM121 76V75H120ZM134 77H136L135 75H133ZM137 76V78H139ZM153 76V75H152ZM170 76H172V75H170ZM169 76V77H170ZM175 76V75H174ZM177 76V78H178V75H176ZM204 76H206V75H204ZM222 76H220V78L219 77H215V78H219V79H221V77ZM227 76V75H226ZM240 77V75H237L236 77ZM262 76V75H261ZM1 77V76H0ZM9 77V76H8ZM14 77V76H13ZM129 77V76H128ZM149 78H151L150 76H148ZM168 77V79L170 80V78ZM196 77H197V75H196ZM201 77V76H200ZM203 77V76H202ZM206 77H209L208 75L206 76ZM209 77V79H211ZM264 77V76H263ZM115 79H117L116 77H114ZM176 78V79H177ZM193 79L195 78V76L194 77H192ZM205 78V77H204ZM213 78V77H212ZM214 78V79H215ZM223 78V77H222ZM232 78V76L230 77V79ZM14 79V78H13ZM26 79V80H27ZM136 79V78H135ZM153 79V78H152ZM159 79V81H160V78H158ZM158 79L156 78V80L158 81ZM162 79H164V78H162ZM167 79V80H168ZM172 79V78H171ZM185 79V78H184ZM190 79V78H189ZM188 79V80H189ZM203 79V78H202ZM208 79V80H209ZM232 79H234V77L232 78ZM238 79H240V78H238ZM259 79H260V77H259ZM259 79H257L258 81H259ZM264 79V78H263ZM262 78L260 79V82L263 80ZM3 80H5V79H3ZM3 80L1 79L0 80V82L2 83L3 82ZM19 80V79H18ZM130 80H131V78H130ZM137 81H138V79H136ZM135 80V82H137ZM154 80H155V78H154ZM154 80H149V82H152V81H154ZM155 80V81H156ZM168 80V81H169ZM186 80V79H185ZM195 80V79H194ZM204 80V79H203ZM207 80V81H208ZM213 80V79H212ZM211 80V81H212ZM228 81H229V79H227ZM234 80H236V79H234ZM14 81V80H13ZM118 81H120V80H118ZM156 81V82H157ZM162 81H164V80H162ZM161 81V82H162ZM167 81V82H168ZM173 81V80H172ZM175 81V80H174ZM192 81V80H191ZM196 81V80H195ZM213 81H215V80H213ZM220 81V80H219ZM228 81H224V83H227ZM238 82L239 81H241V79L240 80H237ZM236 81V82H237ZM264 81V80H263ZM263 81H262V83H263ZM15 82V81H14ZM19 82V81H18ZM26 82V81H25ZM121 82V81H120ZM142 82V81H141ZM147 82V81H146ZM149 82H148V84H149ZM155 82V83H156ZM166 82V83H167ZM171 82V81H170ZM170 82H169V84H170ZM187 82H189V81H187ZM204 82V81H203ZM205 82H206V80H205ZM208 82H210V80L208 81ZM208 82H206V83H204V85L205 84H207L208 85ZM217 82V81H216ZM221 82V81H220ZM230 82V81H229ZM243 82H244V80H243ZM259 82V83H260ZM13 83V82H12ZM19 83H21L20 85L21 86H25L26 84H24V85H22L23 83L22 82H19ZM87 83V82H86ZM89 83V82H88ZM122 83V82H121ZM132 83V82H131ZM154 82L152 83L153 85L155 84ZM195 83V82H194ZM202 83V81L200 82V84ZM210 83H212L211 85L213 86V82H210ZM210 83H209V86H211L210 85ZM218 83V82H217ZM224 83H223V85H224ZM233 83V82H232ZM235 83V82H234ZM14 84V83H13ZM136 84V83H135ZM137 84H139L138 82H137ZM136 84V86L137 87H139L138 85ZM151 83H150V85H152ZM158 84V83H157ZM174 84V83H173ZM185 84V83H184ZM190 84V83H189ZM219 84H221V86H223L222 85V82L221 83H219ZM227 84H229V83H227ZM236 84H238V83H236ZM240 84H243L242 83V81H241V83L239 82V85ZM248 84H249V82H248ZM248 84H247V86H248ZM252 84H254L253 82L251 83V85ZM256 84V83H255ZM1 85V84H0ZM123 85V84H122ZM132 85V84H131ZM133 85H134V83H133ZM140 85V84H139ZM156 85V84H155ZM191 85H193V83L191 84ZM203 85V84H202ZM217 85V84H216ZM245 85V84H244ZM262 85H264V84H262ZM7 86H8V84H7ZM12 86H16V84H14V85H12ZM20 86V87H21ZM68 86V87H67ZM162 86L163 87H165L164 86V84L162 83ZM186 87H187V85H185ZM189 86V85H188ZM234 86H236V85H233V87ZM246 86V87H247ZM250 86V85H249ZM258 86V85H257ZM257 86H256V88H257ZM2 87V86H1ZM0 87V88H1ZM69 89L68 91H66L65 89H67V88ZM85 87H86V85H85ZM115 87V86H114ZM169 87V86H168ZM167 87V88H168ZM170 87H172V86H170ZM194 87H195V85H194ZM204 87V86H203ZM217 87V86H216ZM215 87V88H216ZM219 87V86H218ZM224 87V86H223ZM233 87H229L230 89L229 90H231V88H233ZM240 88H244V87H242V85H240L239 86ZM251 87V86H250ZM249 87V88H250ZM253 87V86H252ZM263 87V89H264V86H262ZM7 88V87H6ZM10 87H8V89H9ZM14 88H17V89H20L19 91H21L22 89H23V87H22V89L21 88H19V85L17 84V86L16 87H13V89ZM26 88H27V86H26ZM113 87H111V89H112ZM131 88V87H130ZM162 88V87H161ZM180 88V87H179ZM208 88V86L206 87V89ZM213 88H214V86H213ZM92 89H94V88H92ZM102 89V88H101ZM116 89H118V87L116 88ZM164 89V88H163ZM171 89V91H170V93H172L173 94V90L174 89H172V88H170ZM185 89H187V88H185ZM202 89V88H201ZM200 89V90H201ZM203 89H205V88H203ZM202 89V90H203ZM205 89V90H206ZM211 89V88H210ZM210 89H207V90H210ZM218 89L219 88H217V93L218 92H220L221 90H222V87H221V90L220 91H218ZM228 89V88H227ZM234 90H235V88H233ZM232 89V90H233ZM246 89V88H245ZM248 89V88H247ZM258 89H259V87H258ZM261 89V88H260ZM16 90V89H15ZM15 90H14V92L12 91V87H11V89L9 90L10 91V95H11V93L13 92V95L15 96ZM84 90V89H83ZM132 90H134V88H132ZM143 90V89H142ZM145 90V89H144ZM193 90H194V88H193ZM196 90H198V89H196ZM215 90V89H214ZM237 91H238V93H239V91H241L240 89H236ZM235 90V91H236ZM249 90V89H248ZM248 90H247V93H248ZM251 90H252V88H251ZM12 91V92H11ZM23 91V92H24ZM57 91V92H56ZM82 91V90H81ZM92 92L94 91V90H91ZM127 91V90H126ZM134 91H136V90H134ZM139 91V90H138ZM146 91H147V89H146ZM159 91H160V89H159ZM164 91V93H165V90H163ZM167 91H168V89H167ZM167 91H166V93H167ZM176 91V90H175ZM184 91H186V90H184ZM195 91V90H194ZM193 91V93L195 94V92ZM204 91V90H203ZM228 91V90H227ZM254 91V89L251 91V92H253ZM263 90H261L260 92H262ZM5 92H6V89H5ZM96 92H98V91H96ZM96 92H94V93H96ZM178 92V91H177ZM177 92H174V94L173 95H176V94H178ZM192 92V91H191ZM198 92H199V90H198ZM197 92V93H198ZM200 92H202V91H200ZM199 92V93H200ZM209 92V91H208ZM213 92H215V91H213ZM223 92V91H222ZM229 92V94L231 93L230 91H228ZM250 92V91H249ZM255 92V91H254ZM9 93V92H8ZM8 93H6V94H8ZM20 93V92H19ZM30 93V97H32L33 98V96H32V92H29ZM40 93V92H39ZM100 93V92H99ZM98 93V94H99ZM109 93V92H108ZM108 93L106 94V95H108ZM144 93V92H143ZM150 93V92H149ZM161 93V92H160ZM160 93H158V94H160ZM169 93V94H170ZM176 93V94H175ZM198 93V95L199 96H203V95H201V94H203V93H200L199 94ZM205 93V92H204ZM225 93V92H224ZM227 93V92H226ZM244 93H246V92H244ZM246 93V94H247ZM255 93H257V89H256V92ZM263 93H264V91H263ZM263 93H259V94H263ZM91 94H93V93H91ZM148 94V93H147ZM150 94H154V93H150ZM162 94V93H161ZM160 94V95H161ZM180 94V93H179ZM186 94V93H185ZM188 94V93H187ZM191 94V93H190ZM234 94V92L232 93V95ZM236 94H237V92H236ZM242 94V93H241ZM250 94V93H249ZM23 94H21V96H22ZM106 95H105V97H106ZM117 95V98H118V95L119 94H116ZM159 95V96H160ZM165 95V94H164ZM198 95H196L195 94V98H196V96H197V98H198ZM208 95H209V93L207 94V96L206 95H204V97H202V98H205V97H208ZM210 95H211V92H210ZM213 95H214V93H213ZM212 95V96H213ZM238 95V94H237ZM244 95V94H243ZM250 95H252V94H250ZM254 95V94H253ZM7 96V95H6ZM13 96V97H14ZM19 96H20V94H19ZM21 96L19 97V98H21ZM25 96H27V95H25ZM88 96V95H87ZM109 96V95H108ZM107 96V97H108ZM110 96H112V94L110 95ZM114 94H113V98H114ZM156 96H158V95H156ZM159 96L157 97V98H159ZM166 96L167 95H165V98H166ZM184 96V95H183ZM211 96V97H212ZM216 96V95H215ZM214 96V97H215ZM222 96L224 97V95L222 94ZM226 96V95H225ZM230 96V95H229ZM235 96V95H234ZM241 96V95H240ZM248 96V95H247ZM256 96V95H255ZM11 98L10 96H7V97H5V99H7V98ZM12 97V98H13ZM16 97H18V93H17V96ZM16 97H14V98H16ZM24 97V96H23ZM104 97V98H105ZM121 97V96H120ZM144 97V96H143ZM142 97V98H143ZM154 97V96H153ZM152 97V98H153ZM162 97V96H161ZM170 97V96H169ZM168 97V98H169ZM173 97V96H172ZM190 97V96H189ZM191 97H192V95H191ZM210 97V96H209ZM213 97V98H214ZM217 98L219 97V96H216ZM215 97V98H216ZM220 97H221V95H220ZM222 97V98H223ZM239 97V96H238ZM245 97V96H244ZM250 97V96H249ZM248 97V98H249ZM254 97V96H253ZM259 97H260V95L258 96V99H256V100H259ZM263 97H264V94H263ZM8 98V99H9ZM11 98V99H12ZM18 98V99H19ZM25 99H26V97H24ZM27 98H29L28 96H27ZM103 98V97H102ZM152 98H150V99H152ZM168 98H167V100H168ZM178 98V97H177ZM180 98V97H179ZM196 98V99H197ZM212 98V99H213ZM221 98V99H222ZM230 98V97H229ZM232 98V97H231ZM236 98V97H235ZM234 98V99H235ZM252 98V97H251ZM7 99V100H8ZM39 99V98H38ZM109 99H111V98H109ZM170 100H171V98H169ZM187 99V98H186ZM196 99H194V100H196ZM208 99V98H207ZM207 99H206V101H207ZM210 99V98H209ZM220 99V103H217L216 101H214V100H217V99H214L213 100V102H215V103H217V105L219 106V104H221V102L222 101H224V100H221ZM224 99H227V102H226V100H225V105L227 104V105H229L228 104V97H224ZM237 99V98H236ZM246 99V98H245ZM250 99V98H249ZM264 99V98H263ZM7 100H4L5 101V103L4 104H1V105H5V107L7 108V106H9V108L8 109H6L8 112H6L7 114L6 115H8V113L9 114H11L10 113V111H11V109L13 110H15V111H17L16 109L17 108H20L19 106L15 109L14 108V106L12 107V106H10L11 104H13L14 103V101H13V103H10L9 102V100L7 101ZM13 100V99H12ZM11 100V101H12ZM21 100V99H20ZM20 100H19V102H20ZM26 100H28V99H26ZM26 100H24V101H26ZM103 100H105V99H103ZM114 100V99H113ZM157 100V99H156ZM160 100V99H159ZM164 101H165V99H163ZM188 100V99H187ZM191 100H192V98H191ZM211 100V99H210ZM240 100V99H239ZM251 100V99H250ZM249 100V102H251ZM261 100H262V98H261ZM16 101H17V98H16ZM16 101H15V103H16ZM23 101V100H22ZM106 102L107 101H109L110 102V100H105ZM154 101V100H153ZM162 101V100H161ZM163 101V102H164ZM171 101H176V100H171ZM181 101H183L182 99H181ZM180 100H179V102H180V104L182 103ZM193 101V100H192ZM191 101V103L194 105V103ZM242 101V100H241ZM243 101H244V99H243ZM254 101V100H253ZM6 102H8V103H10V104H6ZM19 102H17L16 104L17 105H19L18 103ZM41 102V101H40ZM105 102V103H106ZM115 102V101H114ZM133 102H134V100H133ZM156 102V101H155ZM177 102H178V99H177ZM184 102V101H183ZM200 102H202V101H200ZM233 102H235V101H233ZM247 102H248V100H247ZM255 102V101H254ZM253 102V103H254ZM262 102V101H261ZM22 103V102H21ZM105 103H104V106H105ZM148 103V102H147ZM161 103V102H160ZM159 103V104H160ZM176 103V102H175ZM175 103L173 104L174 106H175ZM206 103V102H205ZM208 103H209V100H208ZM240 103V102H239ZM252 103V102H251ZM256 103H257V101H256ZM256 103H254V104H256ZM82 104V105H83ZM91 104H93L92 102H91ZM102 104H103V102H102ZM113 104V103H112ZM129 104H131V103H129ZM128 104V105H129ZM154 104V103H153ZM179 104V103H178ZM187 104V103H186ZM232 105H233V103H231ZM245 104V103H244ZM248 104V103H247ZM247 104H245V105H247ZM250 104V103H249ZM263 104H264V101H263ZM7 105V106H6ZM13 105H15V104H13ZM16 105V106H17ZM22 105V104H21ZM109 106V103L107 104L106 103V106ZM172 105V106H173ZM183 105V104H182ZM185 105V104H184ZM184 105H183V107H184ZM190 105V104H189ZM202 105V107L204 106L203 104H201ZM214 105V104H213ZM222 105H224V104H222ZM221 105V106H222ZM235 105V104H234ZM244 105V106H245ZM259 105V104H258ZM261 105V108L263 107V105L262 104H260ZM259 105V106H260ZM15 106V107H16ZM60 106H63V108H61ZM89 106H90V104H89ZM119 106H121V108L123 109L124 107H122V105H117V107H119ZM132 106V105H131ZM149 106V105H148ZM162 106V105H161ZM178 106H180V105H178ZM191 107H193L192 105H190ZM197 106H198V104L195 106L194 105V107H196L197 108ZM209 106V105H208ZM240 108H241V106L240 105H238ZM249 106V109L251 110V106H252V104H251V106L250 105H248ZM257 106V105H256ZM1 107V109H5V107L4 106H0ZM4 107V108H3ZM11 107V108H10ZM85 107V106H84ZM127 107V106H126ZM125 107V108H126ZM202 107H199V108H202ZM209 107H210V109H209ZM208 107V109L209 110H211L212 108V106H209ZM228 107V106H227ZM230 107V106H229ZM234 107V106H233ZM253 107V106H252ZM90 109H92L93 110V108H91V107H89ZM143 108V107H142ZM145 108V107H144ZM162 108H164L163 106H162ZM174 108V107H173ZM177 108V107H176ZM186 108V107H185ZM184 108V109H185ZM196 108L194 109V111L196 110ZM204 108H207V106L205 107L204 106ZM203 108V109H204ZM215 108H216V106H215ZM239 108V109H240ZM246 107H244V109H245ZM248 108V107H247ZM246 108V109H247ZM257 108H258V106H257ZM257 108H254V109H257ZM10 109V110H9ZM80 109V107L78 108V110ZM82 109H84V108H82ZM101 109V108H100ZM140 109V108H139ZM165 109V108H164ZM175 109V108H174ZM193 109V108H192ZM191 109V110H192ZM198 109V108H197ZM202 109V110H203ZM218 109H222L221 111H223V109H224V107L223 108H218ZM232 109V108H231ZM242 110H240V112H248V111H246V110H244L243 108H241ZM106 110V109H105ZM104 109H103V111H105ZM216 110V109H215ZM225 110H226V107H225ZM235 110V109H234ZM4 111V110H3ZM2 111V112H3ZM27 111H29L28 109H27ZM75 111H77V109L75 110ZM82 111V110H81ZM80 110H79V112L77 111V114H79L80 112H81ZM84 111V110H83ZM96 111V110H95ZM120 111H121V109H120ZM139 111V110H138ZM144 111H146V110H144ZM200 111V110H199ZM205 111V109L203 110V111H201V113H203ZM219 110H217V112H218ZM220 111V112H221ZM229 110H227V112H228ZM252 111V110H251ZM258 110H256V112H257ZM262 110H259V112H257V114L258 113H260ZM5 112H3V113H5ZM31 112V111H30ZM87 113L89 112V111H86ZM94 112V111H93ZM106 112V111H105ZM135 112H137V111H135ZM143 112V111H142ZM147 112V111H146ZM165 112H166V109H165ZM164 112V113H165ZM212 112H213V109H212ZM223 112H225V111H223ZM222 112V113H223ZM227 112H226V115H227ZM231 112V111H230ZM236 112V111H235ZM244 112V113H245ZM256 112H255V114H256ZM263 112V111H262ZM64 113H66V112H64ZM63 113V114H64ZM75 113V112H74ZM85 113V112H84ZM87 113H85V114H87ZM95 113V112H94ZM118 113H120V112H118ZM128 113V112H127ZM132 113V112H131ZM156 113V112H155ZM192 113V112H191ZM206 113V112H205ZM204 113V114H205ZM207 113H208V110H207ZM214 114L216 113V112H213ZM213 113H211L210 115H212L211 117H213L214 118V116L216 117V115H214L213 116ZM239 113V112H238ZM249 113V112H248ZM247 113V114H248ZM250 113H252V114H254V112L252 111V112H250ZM2 114V113H1ZM0 114V115H1ZM15 114V113H14ZM14 114H13V116H14ZM83 114V113H82ZM82 114H80L81 116V118H84V116L85 115H82ZM90 114H92L91 113V111H90ZM107 114V113H106ZM169 116H172V115H170V113H167ZM198 114V113H197ZM199 114H200V112H199ZM219 114V113H218ZM223 114H225V113H223ZM229 114V113H228ZM254 114V115H255ZM4 115V114H3ZM2 115V116H3ZM27 115V114H26ZM94 115H96V114H94ZM119 115V114H118ZM124 115H127V114H123V116ZM129 115V114H128ZM192 115V114H191ZM202 116H203V114H201ZM206 115V114H205ZM204 115V116H205ZM210 115H208L209 117H210ZM222 115V114H221ZM226 115H225V117H226ZM262 115H264V114H262ZM5 116V115H4ZM3 116V117H4ZM9 116V115H8ZM8 116H5V117H8ZM12 115H10V117H11ZM25 116V115H24ZM65 116H68L67 114L65 115ZM73 116H75L74 114H73ZM93 116V115H92ZM116 116H117V114H116ZM116 116H115V119H116ZM187 116V115H186ZM190 116V115H189ZM193 116V115H192ZM192 116H190V117H192ZM197 116V115H196ZM218 116V115H217ZM223 116V115H222ZM230 116H232V113H231V115ZM229 116V118H228V120H231V118L232 117H230ZM248 116V115H247ZM256 116V115H255ZM254 116V117H255ZM259 116V118H260V114H258L257 116H256V118ZM62 117V116H61ZM86 117V116H85ZM88 117V116H87ZM103 117V116H102ZM118 117H120V116H117V118ZM128 117V116H127ZM153 117V116H152ZM173 117V116H172ZM206 118L205 119H207V120H210V119H208L207 118V116H205ZM220 117V116H219ZM253 115H252V117L250 118L249 116H248V118L251 120H253ZM0 118H2L1 116H0ZM12 118V117H11ZM22 118V117H21ZM24 118V117H23ZM22 118V119H23ZM58 118H60V117H58ZM67 118L68 117H66V120H67ZM70 118V117H69ZM75 118V117H74ZM76 118H77V115H76ZM80 118V119H81ZM90 118V117H89ZM114 118V117H113ZM125 118H126V116H125ZM133 118V117H132ZM179 118H181V117H179ZM188 118V117H187ZM217 118V117H216ZM244 118H246V121H249V120H247L248 118L245 116ZM259 118H257L256 120H255V118H254V120L255 121H258L259 120ZM261 118H263V116L261 117ZM62 119V118H61ZM64 119V118H63ZM62 119V121H64ZM94 119H95V117H94ZM121 119H123L122 117H121ZM142 119V118H141ZM164 119V118H163ZM175 120L174 121H177V123H178V125H180V127H181V129H182V126H184L183 125V123L182 122H180V120H177L176 118H174ZM212 119V118H211ZM220 119V118H219ZM233 119V118H232ZM1 120V124H2V122H4V121H2V120H4V118L3 119H0ZM5 120H6V118H5ZM8 120H10V118L9 119H7V124H9L8 123ZM24 120V119H23ZM26 120H27V116H26ZM70 120V119H69ZM76 120V119H75ZM90 120V119H89ZM91 120H92V117H91ZM90 120V121H91ZM113 119H111V122L113 123V121H112ZM117 120H120V119H117ZM125 120V119H124ZM134 119H132V121H133ZM139 120V119H138ZM172 120V119H171ZM185 120V119H184ZM199 120V119H198ZM213 120V119H212ZM216 119H214V121H215ZM218 120V119H217ZM227 120V121H228ZM235 122H236V120L238 121L239 119H233ZM264 119H261V121H263ZM55 120H53L52 122H54ZM56 121H58V120H56ZM61 120H59V122H60ZM79 120H78V118H77V122H78ZM81 121H84V119L83 120H81ZM88 121V120H87ZM86 120H85V123L87 122ZM89 121V122H90ZM93 121V120H92ZM91 121V122H92ZM101 121V120H100ZM102 121H104V120H102ZM123 120H120L119 121V123H115V121H114V123L116 124L115 126L117 127L118 125L117 124H119V126H120V124H122L121 122H122ZM127 121V120H126ZM130 121V120H129ZM129 121H127V123H130ZM137 121V120H136ZM141 121V120H140ZM151 121V120H150ZM218 121H220V120H218ZM254 121V122H255ZM260 121V122H261ZM14 122V121H13ZM28 122V121H27ZM58 122V123H59ZM65 122H70V121H65ZM88 122V125L90 124ZM96 122V121H95ZM98 122V121H97ZM105 122V121H104ZM117 122V121H116ZM135 122V121H134ZM147 122V121H146ZM189 122V121H188ZM211 122V121H210ZM239 122V121H238ZM250 122V121H249ZM247 123L248 125L250 124L251 125V123ZM5 123V124H6ZM71 123V122H70ZM80 123H82V122H80ZM140 123V122H139ZM142 124L144 123V122H141ZM140 123V124H141ZM166 123V122H165ZM176 123V122H175ZM176 123V124H177ZM257 123V122H256ZM258 123H259V121H258ZM263 123H264V121H263ZM14 124V123H13ZM62 124V123H61ZM74 124V123H73ZM91 124H94L93 122L91 123ZM90 124V125H91ZM96 124V123H95ZM100 124H104V125H102V126H104V127H106L105 125V123H103V122H101ZM99 124V125H100ZM131 125L132 124H135V123H130ZM145 124V123H144ZM155 124V123H154ZM225 124V123H224ZM242 124V123H241ZM240 124V125H241ZM244 124V123H243ZM252 124H253V121H252ZM261 124V123H260ZM53 125H55L54 127H56V122H55V124H53ZM69 125V124H68ZM82 125V124H81ZM81 125H80V127H81ZM88 125H87V130L86 131H88ZM97 125H98V123H97ZM127 125H129V124H127ZM159 125H160V123H159ZM166 125V124H165ZM217 125V124H216ZM248 125H246L245 124V126H248ZM257 125V124H256ZM264 125V124H263ZM263 125L261 124V126H262V128H263ZM1 127H3V124L2 125H0ZM5 126V125H4ZM10 126V125H9ZM12 126V125H11ZM59 126H60V124H59ZM59 126H57V127H59ZM61 126H65V125H61ZM60 126V127H61ZM72 126L73 125H71V128L70 129H68V133L70 132L69 130H71V129H73L72 128ZM75 126V125H74ZM115 126H113L112 125V130H114L113 129V127L114 128H116ZM221 126V125H220ZM242 126V125H241ZM244 126V125H243ZM244 126V127H245ZM253 126V125H252ZM258 126V125H257ZM6 127L7 126H5L4 128H5V131H7L8 130V127H7V130H6ZM26 127H27V129H28V124L26 125ZM56 127V128H57ZM59 127V128H60ZM66 127H68V126H66ZM65 127V128H66ZM70 127V126H69ZM68 127V128H69ZM90 127V129H91V127L92 126H89ZM93 127H94V125H93ZM128 127V126H127ZM171 127V126H170ZM195 127H197V126H195ZM222 127V126H221ZM255 127V126H254ZM258 127H260V125L258 126ZM30 128H31V126H30ZM51 128V127H50ZM75 128V127H74ZM99 128V127H98ZM144 128V127H143ZM146 128V127H145ZM152 128V127H151ZM185 128H188V127H186L185 126ZM189 128H190V126H189ZM192 128V127H191ZM191 128H190V130H191ZM203 128V127H202ZM204 128H206V130H207V127H204ZM212 128H213V126H212ZM223 128H225L224 126H223ZM222 128V130H224ZM240 128V127H239ZM251 128V127H250ZM18 129V128H17ZM23 129H26V128H23ZM49 129V128H48ZM67 129V128H66ZM94 129V128H93ZM97 129V127L95 128V130ZM106 129H107V127H106ZM109 129H111V127L110 128H108V130ZM117 129V130H116ZM115 130L117 131V132H119L120 133V131H121V129L120 128H116ZM194 129V128H193ZM192 129V130H193ZM249 129V128H248ZM12 130V131H11ZM16 130V129H15ZM15 130L13 131V129L11 128L10 129V131L8 130V134H11L12 135V133L13 132H15ZM18 130H20V134H21V129H18ZM17 130V131H18ZM56 130H59V129H56ZM55 129L53 130V131H56ZM74 130V129H73ZM76 130H77V127H76ZM95 130H94V132H95ZM99 130V129H98ZM100 130H102V129H100ZM119 130V131H118ZM130 130V129H129ZM138 130V129H137ZM145 130V129H144ZM146 130H147V128H146ZM150 130V129H149ZM186 130V129H185ZM217 130V129H216ZM221 130V129H220ZM221 130V131H222ZM253 130L254 129H252V131L251 132H253ZM264 130V129H263ZM4 131V132H5ZM25 130H23V132H24ZM41 131V130H40ZM46 131V130H45ZM48 132L50 131V129L49 130H47ZM61 131H62V133L64 134V132H63V129H61ZM61 131H60V135L62 134L61 133ZM168 131V130H167ZM175 131V130H174ZM205 131V130H204ZM208 131H210V129L208 128ZM238 131V130H237ZM242 131V130H241ZM243 131H245V130H243ZM247 131V130H246ZM258 131V130H257ZM2 132H3V130H2ZM10 132V133H9ZM12 132V133H11ZM31 132V131H30ZM58 132V131H57ZM103 132H105L104 130H103ZM106 132H107V130H106ZM126 132H128V129H126ZM130 132H132L131 130H130ZM142 132V131H141ZM141 132H139V133H141ZM147 132V131H146ZM193 132V131H192ZM201 132V131H200ZM1 133V132H0ZM16 133H19V132H16ZM16 133H14V136L13 137H15L16 135ZM52 133V132H51ZM96 133H97V131H96ZM95 133V134H96ZM99 133V132H98ZM114 133V132H113ZM112 133V135H115V133L113 134ZM133 133H136L135 132V130H133ZM132 133V134H133ZM138 133V134H139ZM166 133V132H165ZM172 133V132H171ZM208 134H209V132H207ZM211 133V132H210ZM234 133V132H233ZM238 133H240V132H238ZM249 133V132H248ZM247 133V135H245V137H243V138H247L248 137V135L250 136L251 134H248ZM254 133V132H253ZM255 133H256V131H255ZM263 133V132H262ZM4 134V133H3ZM5 134H6V132H5ZM8 134H7V136H8ZM30 133L28 132V134L27 135H29ZM55 134V133H54ZM57 135H59V133H56ZM65 134H66V132H65ZM71 134V133H70ZM73 134V133H72ZM71 134V135H72ZM78 134V133H77ZM147 133H145V131H144V133H142V134H140V135H144V137L143 138H145V137H147L148 138V135L147 136H145ZM149 134V137H154L153 135H156V134H151V132H149L148 133ZM151 134V135H150ZM167 134H169V133H167ZM204 134V133H203ZM215 134L216 133H214V135H213V133L211 134V136L213 135V137L214 138H216L215 137ZM221 134V133H220ZM237 134V133H236ZM264 134V133H263ZM10 135V136H11ZM75 135V134H74ZM73 135V136H74ZM98 135V134H97ZM99 135H101V136H103L102 135V133L100 134L99 133ZM98 135V136H99ZM107 135H110L109 134V132H107ZM126 135V134H125ZM124 135V136H125ZM226 135H228L227 133H226ZM233 135V134H232ZM253 135H255V134H253ZM5 136V135H4ZM9 136V137H10ZM19 136H21V135H19ZM18 136V137H19ZM46 136V135H45ZM54 137H55V135H53ZM52 136V137H53ZM63 136V135H62ZM61 136V137H62ZM95 136V135H94ZM94 136H92V137H94ZM121 137H122V135H120ZM208 136H210V135H208ZM225 136V135H224ZM247 136V137H246ZM264 136V135H263ZM9 137H6V139L7 138H9ZM30 137H31V135H30ZM60 137V136H59ZM70 137V136H69ZM109 137V136H108ZM113 137H115V136H113ZM119 137V136H118ZM126 137V139H130V140H126V142H128V141H130V143H132L133 144V146L132 147H134L135 146V144H136V149L137 150H135V151H138L139 150V152H140V155H142L141 154V152L142 151H147V148H146V150H144V149H141V148H143V147H141V145L140 144H142L144 141H146V140H144L143 138V140L144 141H140V142H138V141H136V138H133V137H136L135 135L133 136V137H130L129 136V138H127V135L125 136ZM138 137V136H137ZM151 137V138H152ZM157 137H158V135H157ZM213 137H211V138H213ZM230 137V136H229ZM235 137H237V136H235L234 135V138ZM239 138H237L238 140H240V141H242L243 140V138H241L242 136H238ZM257 137V136H256ZM4 137H2V139H3ZM45 138V137H44ZM56 138H58V136L56 137ZM55 138V139H56ZM64 137H62V139H63ZM66 138H68V135H67V137ZM73 138V137H72ZM75 138V137H74ZM76 138H77V135H76ZM75 138V139H76ZM96 138H98V137H96ZM102 138V137H101ZM116 138H117V136H116ZM123 138V137H122ZM141 139V137L139 136L137 139ZM2 139H0V141H3ZM6 139H4V140H6ZM31 139V138H30ZM33 139H34V137H33ZM45 139H47V138H45ZM61 139V140H62ZM92 139V138H91ZM139 139V140H140ZM180 139V138H179ZM8 140V142H9V139H7ZM6 140V141H7ZM27 140V139H26ZM57 140V139H56ZM55 140V141H56ZM60 140V139H59ZM58 140V141H59ZM66 140V139H65ZM95 141H96V139H94ZM120 140H121V138H120ZM149 140V139H148ZM147 140V141H148ZM165 140V139H164ZM245 140V139H244ZM247 140V139H246ZM245 140V141H246ZM45 141H47V140H45ZM68 142L70 141V140H67ZM75 141H77V139L75 140ZM97 141H101L99 138H98V140ZM122 141H124V140H122ZM173 141V140H172ZM171 141V142H172ZM176 141V140H175ZM245 141H242V142H244L245 144L248 142H245ZM23 142V141H22ZM41 142H42V140H41ZM44 142V141H43ZM48 142V141H47ZM61 142V141H60ZM63 142V144H64V146H65V144H66V142H64V141H62ZM78 142H79V140H78ZM92 142H93V140H92ZM121 142V141H120ZM179 142V141H178ZM207 142V141H206ZM49 143H50V140H49ZM58 143V142H57ZM94 143H96V142H94ZM98 143V142H97ZM102 143V142H101ZM138 143V144H137ZM145 143V142H144ZM168 143V142H167ZM167 143H166V145H167ZM177 143V142H176ZM182 143V142H181ZM249 143V142H248ZM253 143V142H252ZM5 144V143H4ZM7 144V143H6ZM5 144V145H6ZM21 144V143H20ZM19 144V145H20ZM24 144V143H23ZM28 144H29V142H28ZM31 144V143H30ZM42 144V143H41ZM52 144V143H51ZM59 144V143H58ZM61 144V143H60ZM69 144V143H68ZM68 144H66V150L68 149ZM77 144V143H76ZM79 144H80V142H79ZM122 144V143H121ZM123 144L125 145V143L123 142ZM128 144H129V142H128ZM180 144V143H179ZM250 144V143H249ZM259 144V143H258ZM257 144V145H258ZM36 145V144H35ZM57 145V144H56ZM56 145H54V147L56 146ZM81 145V144H80ZM98 145H100V144H98ZM131 145V144H130ZM162 145H163V142H162ZM164 145H165V143H164ZM177 145V144H176ZM185 145V144H184ZM253 145L255 146V143H253ZM256 145V146H257ZM0 146H1V144H0ZM23 146H25V144L23 145ZM31 146V145H30ZM40 146V145H39ZM48 146V145H47ZM49 146H50V144H49ZM53 146V145H52ZM70 146H71V144H70ZM77 146V145H76ZM102 146V145H101ZM146 146V145H145ZM175 146V145H174ZM181 146V145H180ZM187 146V145H186ZM207 146V145H206ZM255 146V148L256 149H258V147H256ZM261 146V145H260ZM4 147V146H3ZM2 146H1V148H3ZM14 147V146H13ZM21 147V146H20ZM51 147V146H50ZM50 147L49 148H47V149H49L50 150ZM56 147H59V145L58 146H56ZM82 147H83V145H82ZM82 147H80V148H82ZM94 147H95V145H94ZM131 147V148H132ZM153 147V146H152ZM156 147H157V145H156ZM164 147V146H163ZM168 147H170L169 145H168ZM173 147V146H172ZM262 147V146H261ZM0 148V149H1ZM17 148V147H16ZM22 148V147H21ZM21 148L19 149L18 148V150L17 151H20L21 150ZM32 148V147H31ZM30 148V149H31ZM77 149H79L78 147H76ZM130 148V149H131ZM135 148V147H134ZM133 148V149H134ZM160 148V147H159ZM176 148V147H175ZM184 148V147H183ZM187 148V147H186ZM53 149V148H52ZM163 151L164 150H166L165 148H161ZM185 149V148H184ZM262 149V148H261ZM264 149V148H263ZM262 149V150H263ZM3 150V149H2ZM13 150V149H12ZM34 150V149H33ZM56 150H58V148L56 149ZM55 150V151H56ZM60 150V149H59ZM58 150V151H59ZM62 150V149H61ZM60 150V151H61ZM65 150V149H64ZM65 150V151H66ZM68 150H72V149H70V147H69V149ZM116 150H118V149H116ZM121 150V149H120ZM122 150H124V149H122ZM142 150V151H141ZM150 150L151 149H149V153L148 154H150L151 152H150ZM160 150V149H159ZM159 150H155V151H159ZM169 149H167V151H168ZM171 150V152L172 151H174V150H176V149H174V150H172V149H170ZM169 150V151H170ZM258 150H260V149H258ZM31 151H32V149H31ZM38 151V150H37ZM36 151V152H37ZM51 151V150H50ZM54 151V150H53ZM79 151V150H78ZM113 151H114V149H113ZM127 150L125 149V152H126ZM132 151V149L130 150V152ZM134 150H133V152H135ZM155 151H153L152 150V153L154 152L155 153ZM166 151V152H167ZM251 151V150H250ZM249 151V153H251ZM72 152V151H71ZM117 152V151H116ZM120 152V151H119ZM118 152V153H119ZM124 152V153H125ZM133 152H132V156H133ZM184 152H186V151H184ZM46 153V152H45ZM50 153V152H49ZM62 153V152H61ZM61 153H59L58 152V155L60 154V157L62 156V155H64L63 153H62V155H61ZM70 153V152H69ZM68 153V154H69ZM112 153V152H111ZM115 153V152H114ZM117 153V154H118ZM121 153V152H120ZM123 153V154H124ZM135 153H138V152H135ZM142 153H144V152H142ZM158 153V152H157ZM159 153L161 154V151H159ZM168 153V152H167ZM180 153L182 154L183 153V150H182V152L180 151ZM191 153V152H190ZM32 154V153H31ZM41 154V153H40ZM57 154V153H56ZM72 154V153H71ZM71 154L70 155H68V156H66V157H71ZM103 154V153H102ZM113 154V153H112ZM117 154L115 153L114 155H116V157H117ZM122 154V155H123ZM126 154V153H125ZM169 154V153H168ZM174 154V153H173ZM51 155V154H50ZM67 155V154H66ZM121 154H119L118 156H120ZM135 156L134 157H136V154H134ZM139 155V154H138ZM137 156V157H141V156ZM175 155H178V154H176L175 153ZM180 155V154H179ZM191 155V154H190ZM12 156V155H11ZM42 156H45V154H44V152H43V155ZM42 156H36V157H39V158H41ZM47 156V155H46ZM53 156H54V154H53ZM75 158H77V155L75 154ZM127 157V154L126 155H124V157L123 158H125V160L126 159H128V158H126ZM168 156H171V154L170 155H168ZM10 157V156H9ZM57 157H59V156H57ZM59 157V161H61L60 159H62L63 157H65V156H63V157H61L60 158ZM70 157H69V159H70ZM104 157V156H103ZM121 156H120V158H122ZM192 157V156H191ZM207 157V156H206ZM13 158V157H12ZM44 158H46V157H43L41 160H43ZM73 158H74V154H73ZM114 158V157H113ZM132 157H130V159H131ZM142 158V157H141ZM32 159V158H31ZM34 159V158H33ZM55 159V161H56V159H58V158H54ZM66 159V158H65ZM118 159V158H117ZM133 159V158H132ZM162 159V158H161ZM161 159H159V161L161 160ZM179 159V158H178ZM181 159V158H180ZM224 159V158H223ZM11 160V159H10ZM12 160H14V159H12ZM51 160H53V159H51ZM71 160H73L74 161V159H71ZM70 160V161H71ZM121 160H123V159H121ZM120 160V161H121ZM129 160V159H128ZM136 161L135 162H137V161H140L141 159H135ZM215 160V159H214ZM226 160V159H225ZM229 160V159H228ZM36 161V160H35ZM58 160H57V162H59ZM63 162H62V165H63V163H64V159L62 160ZM66 161H69L68 159L66 160ZM78 161H80V160H78ZM82 161V160H81ZM103 161V160H102ZM142 161V160H141ZM152 161V160H151ZM157 161V160H156ZM173 161V160H172ZM186 161V160H185ZM224 161V160H223ZM12 162H15V160L14 161H12ZM12 162H10V163H12ZM36 162H38V161H36ZM43 162V161H42ZM57 162H55L56 164H57ZM75 162H77V161H75ZM85 162H87V161H85ZM85 162H83V163H85ZM148 163L149 161L146 159H144L143 160V164L142 163H140V164H142V165H144V166H146L144 163ZM220 162H221V160H220ZM257 162V161H256ZM9 163V164H10ZM33 163V162H32ZM46 162H45V160H44V164H45ZM53 163H54V160H53ZM67 163V162H66ZM66 163H64V165L66 164ZM70 163V162H69ZM68 163V164H69ZM78 163V162H77ZM81 163V162H80ZM76 164L75 163V165H81V164ZM123 163V162H122ZM127 163V162H126ZM130 163V162H129ZM134 163V162H133ZM168 163V162H167ZM194 163V162H193ZM197 164H198V162H196ZM31 164V163H30ZM44 164H42L43 166H44ZM60 164V163H59ZM58 164V165H59ZM72 164H74V162H71V166H72ZM87 164V163H86ZM132 164V163H131ZM131 164H129L130 166H128V168H127V165H126V168L127 169H129V167H131L132 165ZM135 164V163H134ZM190 164V163H189ZM201 164H202V162H201ZM223 164H225V162L223 163ZM34 165V164H33ZM51 165V164H50ZM53 165V164H52ZM61 165V166H62ZM75 165H73L74 167H75ZM121 165V164H120ZM148 165V164H147ZM171 165V164H170ZM181 165H182V162H181ZM200 165V164H199ZM213 165V164H212ZM233 165V164H232ZM231 165V166H232ZM235 165V164H234ZM15 166V165H14ZM48 166V165H47ZM47 166H45V167H47ZM66 166H67V164H66ZM86 166V165H85ZM89 166H90V164H89ZM139 166V165H138ZM204 166V165H203ZM207 166V165H206ZM229 166H230V163H229ZM16 167V166H15ZM30 167V166H29ZM34 167V166H33ZM35 167H37V166H35ZM44 167V168H45ZM49 167V166H48ZM51 167V166H50ZM49 167V168H50ZM64 167V166H63ZM62 167V168H63ZM68 167V166H67ZM81 167V166H80ZM79 167V168H80ZM83 167V166H82ZM81 167V168H82ZM114 167V166H113ZM112 167V168H113ZM115 167H118V165L117 166H115ZM125 167V166H124ZM135 167H137V165L135 166ZM173 167V166H172ZM175 167H176V165H175ZM180 167V166H179ZM197 167V166H196ZM215 167V166H214ZM16 168H18V167H16ZM38 168V167H37ZM48 168V169H49ZM60 168V167H59ZM61 168V169H62ZM70 168V167H69ZM69 168H67V169H69ZM72 169H73V172L72 173H75V171L78 169L79 170V168L77 167V169L74 171V168L73 167H71ZM90 168V167H89ZM103 168H104V166H103ZM106 168V167H105ZM110 168V167H109ZM108 168V169H109ZM111 168V169H112ZM119 168V167H118ZM145 168H148V167H145ZM169 168V167H168ZM201 168H202V165H201ZM207 168V167H206ZM217 168V167H216ZM220 168V167H219ZM231 168V167H230ZM6 169V168H5ZM29 169V168H28ZM42 169V168H41ZM46 169V168H45ZM51 169H53L54 170V168H51ZM107 169V168H106ZM125 169V168H124ZM131 169V168H130ZM136 169H138V168H136ZM155 169H157L156 171H158V173L156 174L160 179L163 177V176H159V175H162L163 173V171L162 172H160L161 170H160V166H159V163L158 162H156L155 163ZM174 169V168H173ZM223 168H221V170H222ZM226 169V168H225ZM248 169V168H247ZM63 170V169H62ZM61 170V171H62ZM66 170V169H65ZM92 170L93 171H95L93 168H92ZM91 170V171H92ZM99 170V169H98ZM114 170V169H113ZM115 170H117V169H115ZM120 170V169H119ZM144 170V172H142V175H143V173H147V171H145V169H143ZM147 170H149V169H147ZM180 170V169H179ZM178 170V171H179ZM183 170V169H182ZM181 170V171H182ZM219 170V169H218ZM217 170V171H218ZM227 170V169H226ZM232 170V169H231ZM250 170V169H249ZM13 171V170H12ZM29 171H31V170H29ZM50 171V170H49ZM55 171V170H54ZM58 171L59 172H61L59 169H58ZM68 171V170H67ZM70 171H72L71 169H70ZM70 171H68L69 173H70ZM86 171V170H85ZM84 171V177H86L87 175L85 174V173H87V172H85ZM90 171V172H91ZM118 171V170H117ZM126 171H128V170H126ZM136 171V170H135ZM134 171V172H135ZM170 171H171V169H170ZM173 171V170H172ZM175 171V170H174ZM195 171V170H194ZM193 171V172H194ZM203 171V170H202ZM230 171V170H229ZM235 171V170H234ZM248 171V170H247ZM252 171V170H251ZM250 171V172H251ZM256 171V170H255ZM22 172V171H21ZM32 172H34L33 170H32ZM42 172V171H41ZM46 172H47V170H46ZM58 172V173H59ZM83 172V171H82ZM107 172V171H106ZM111 173H112V170L110 171ZM115 171H113V173H114ZM119 172H121V171H119ZM119 172H117V174L119 173ZM128 172H130V170L128 171ZM131 172H132V170H131ZM133 172V173H134ZM201 172V171H200ZM213 172V171H212ZM224 172H226V171H224ZM260 172V171H259ZM8 173V172H7ZM49 173V172H48ZM63 173H65V172H62V174ZM72 173H70V175H72L73 176V174ZM98 173V172H97ZM107 173H109V172H107ZM165 173H167V172H165ZM174 173V172H173ZM179 173V172H178ZM230 173V172H229ZM258 173V172H257ZM38 174V173H37ZM36 174V175H37ZM46 174V173H45ZM51 174H53V173H51ZM91 174V173H90ZM103 174H105V172H103ZM114 174H116V173H114ZM114 174H113V176H114ZM116 174V175H117ZM125 175H127V174H129V173H124ZM123 174V176H125ZM130 174H132V173H130ZM135 174V173H134ZM148 174V173H147ZM153 174V173H152ZM194 174V173H193ZM224 174V173H223ZM21 175V174H20ZM26 175V174H25ZM31 175V174H30ZM60 175V174H59ZM74 175H76V174H74ZM96 175V174H95ZM94 175V176H95ZM102 175V174H101ZM115 175V176H116ZM118 175H121L120 173L118 174ZM137 175V174H136ZM196 175H198V174H196ZM202 175V174H201ZM217 175V174H216ZM222 175V174H221ZM225 175H227V174H225ZM245 175V174H244ZM250 175V174H249ZM248 175V176H249ZM262 175V174H261ZM7 176H9V174L7 175ZM6 176V177H7ZM19 175H17V178H18V180H17V182H15V181H12V183L13 182H15L14 184H15V186L12 184V185H10L11 187H9L10 189L12 188V186L13 187H16V190H11V191H16L18 194L20 193V190H22L21 188L23 187V186H25V185H23V184H26V183H24V173L21 175V176H19ZM46 176H48V175H46ZM55 176H56V174H55ZM100 176V175H99ZM108 176V175H107ZM107 176H106V179H107ZM132 176H134V175H132ZM147 176H149V175H147ZM176 176V175H175ZM200 176V175H199ZM235 176H236V174H235ZM259 176V175H258ZM37 177V176H36ZM53 177H54V175H53ZM65 177L66 178H69V176L67 175H65ZM73 177H75V176H73ZM84 177L82 178V179H84ZM95 177H97V176H95ZM110 177V176H109ZM112 177V176H111ZM127 177V176H126ZM131 177V176H130ZM129 177V178H130ZM139 177V176H138ZM140 177H142V176H140ZM173 177V176H172ZM179 177V176H178ZM184 177V176H183ZM195 177V176H194ZM204 177V176H203ZM224 177H226V176H224ZM223 177V178H224ZM228 177V176H227ZM230 177V176H229ZM233 177V176H232ZM231 177V178H232ZM243 178H244V176H242ZM251 177H252V175H251ZM255 177H257V176H255ZM263 177V176H262ZM5 178V177H4ZM8 178V177H7ZM7 178H5V180L7 179ZM15 178V177H14ZM38 178V177H37ZM44 178V177H43ZM47 178V177H46ZM45 178V179H46ZM63 178V177H62ZM87 178H89V177H86V179ZM115 178V177H114ZM114 178H111V179H114ZM116 178H118L117 176H116ZM120 179H121V176L119 177ZM118 178V179H119ZM132 178V177H131ZM130 178V179H131ZM144 178V177H143ZM147 178H149V177H147ZM146 178V179H147ZM151 178H152V176H151ZM169 178V177H168ZM175 178V177H174ZM181 178V177H180ZM192 178H193V176H192ZM200 178V177H199ZM206 178V177H205ZM264 178V177H263ZM40 179V178H39ZM54 179V178H53ZM57 180H58V178H56ZM59 179H60V176H59ZM65 179V178H64ZM71 179V178H70ZM74 179V178H73ZM73 179H72V183L71 184H73ZM96 179V178H95ZM123 179H124V177H123ZM126 179H128V177L126 178ZM125 179V180H126ZM145 179V178H144ZM163 179H164V177H163ZM176 179V178H175ZM188 179V178H187ZM195 179V178H194ZM197 179V178H196ZM215 179V178H214ZM213 179V180H214ZM220 180H221V178H219ZM258 179V178H257ZM257 179H255V182L257 181ZM4 180V179H3ZM2 180V181H3ZM5 180H4V182H5ZM50 180V179H49ZM61 181L63 180V179H60ZM59 180V181H60ZM88 180V179H87ZM87 180H85L84 181V183L85 182H87ZM115 180H117V179H115ZM150 180V179H149ZM157 180V179H156ZM159 180V179H158ZM172 180V179H171ZM174 180V179H173ZM172 180V181H173ZM185 180H186V178H185ZM191 180H193V179H191ZM208 180H210V179H208ZM229 180V179H228ZM230 180H232V179H230ZM229 180V181H230ZM236 180V179H235ZM244 180V179H243ZM243 180H242V182H243ZM11 181V180H10ZM74 181H75V179H74ZM114 181V180H113ZM121 181V180H120ZM123 181V180H122ZM198 181V180H197ZM202 181H203V179H202ZM216 181V180H215ZM227 181V180H226ZM245 181V180H244ZM254 181V180H253ZM259 181V180H258ZM263 181V180H262ZM4 182L2 183L1 182V184H4ZM37 182H39V181H37ZM36 182V183H37ZM65 182V181H64ZM64 182H62V183H64ZM68 182V181H67ZM71 182V181H70ZM90 182V181H89ZM88 182V183H89ZM93 182H95V181H93ZM115 182V181H114ZM116 182H118V181H116ZM133 181H131V183H132ZM138 182V181H137ZM144 182V181H143ZM235 182V181H234ZM252 182V181H251ZM254 182V183H255ZM45 183H46V181H45ZM47 183H48V181H47ZM54 183V182H53ZM58 183V182H57ZM83 183V182H82ZM83 183V184H84ZM87 183V185L86 184H84V185H86V186H89V184ZM119 183V182H118ZM120 183H122V182H120ZM131 183H130V185H131ZM134 183H135V180H134ZM141 183H142V181H141ZM156 183H158V182H156ZM170 183V182H169ZM168 183V184H169ZM188 183L190 184V182H187V185H188ZM193 183V182H192ZM200 183V182H199ZM222 183V182H221ZM229 183V182H228ZM232 183V182H231ZM241 183V182H240ZM258 183V182H257ZM260 183V182H259ZM50 184V183H49ZM61 184V183H60ZM59 184V185H60ZM66 184V182L63 184V185H65ZM68 184V183H67ZM70 184V183H69ZM68 184V185H69ZM76 184V183H75ZM123 184H124V181H123ZM140 184V183H139ZM160 184V183H159ZM162 184V183H161ZM164 184V183H163ZM204 184V183H203ZM235 184V183H234ZM242 184V183H241ZM240 184V185H241ZM261 184V183H260ZM27 185V184H26ZM32 185V184H31ZM31 185H29L28 187H30L31 188ZM37 185H39V184H37ZM40 185H41V183H40ZM52 185V184H51ZM68 185H67V187H68ZM74 185V184H73ZM92 185V184H91ZM93 185H94V183H93ZM112 185V184H111ZM117 185V184H116ZM125 185H126V181H125ZM127 185H128V183H127ZM126 185V186H127ZM142 185V184H141ZM155 185V184H154ZM176 185V184H175ZM184 185H186V184H184ZM198 185V184H197ZM201 185H202V183H201ZM226 185H227V183H226ZM230 185V184H229ZM232 185V184H231ZM230 185V186H231ZM236 185V184H235ZM248 185V184H247ZM251 186L253 185V184H250ZM257 185V184H256ZM2 186V185H1ZM0 186V187H1ZM7 186V185H6ZM50 186V185H49ZM62 185H60V187H61ZM71 186V185H70ZM76 186V185H75ZM75 186L73 187V188H75ZM78 186V185H77ZM76 186V187H77ZM104 186V185H103ZM106 186V185H105ZM129 186V185H128ZM139 186V185H138ZM138 186H136V187H138ZM144 186H146V185H144ZM148 186H150V185H148ZM153 186V185H152ZM166 186V185H165ZM189 186V185H188ZM188 186H186V187H188ZM190 186H191V184H190ZM195 186V185H194ZM193 186V187H194ZM199 186V185H198ZM198 186H197V188H198ZM206 186H207V184L205 185V188H206ZM209 186H210V184H209ZM246 186V185H245ZM263 186V185H262ZM3 188L5 187V185L4 186H2ZM35 187V186H34ZM64 187V186H63ZM67 187H66V189L65 190H67ZM85 187V186H84ZM93 187V186H92ZM95 187V186H94ZM110 187V186H109ZM112 187V186H111ZM116 187V186H115ZM122 187V186H121ZM142 187H143V185H142ZM141 187V188H142ZM168 187H169V185H168ZM175 187V186H174ZM192 187V188H193ZM232 187V186H231ZM234 187V186H233ZM238 186H236V188H237ZM250 187V186H249ZM248 187V188H249ZM255 188H256V186H254ZM260 187V186H259ZM25 188H26V186H25ZM42 188H44V187H42ZM47 188V187H46ZM50 188V187H49ZM69 188V187H68ZM89 188V191H91L90 190V188L91 187H88ZM97 188H99V187H97ZM178 188V187H177ZM197 188H196V190H197ZM230 188V187H229ZM255 188L254 189H252V190H255ZM261 189H262V187H260ZM260 188H258V190H260ZM10 189H8L7 191L9 192V190ZM13 189H15V188H13ZM53 189V188H52ZM52 189H51V191H52ZM70 189V188H69ZM86 189H87V187H86ZM94 189V188H93ZM104 189V188H103ZM105 189H106V187H105ZM104 189V190H105ZM116 189V188H115ZM122 189H124L123 187H122ZM121 189V190H122ZM129 189H130V187H129ZM132 189V188H131ZM136 189H139V188H136ZM144 189H146L145 187H144ZM148 189V188H147ZM150 189V188H149ZM151 189H153V188H151ZM200 189H203V187L202 188H200ZM200 189H198L199 190V192L201 193V191H200ZM235 189V188H234ZM240 189H243V188H240ZM0 192L2 193V192H4L5 194H1L0 193V195H3L2 197H0L1 198V204H0V217L3 219V221H5L6 219H9L10 218V216L13 218L11 221H13L15 218H20L19 217V215H20V211H18V210H16L17 208L16 207H14V206H12L11 205V202H10V205H8L7 203H8V198L9 197H12L13 195H17V193L15 192V194L13 193V192H11L10 191V193L12 194V196H11V194L9 193L8 194V192H6V191H2V189L0 188ZM6 190V189H5ZM27 190V189H26ZM73 190H75V189H73ZM78 190V189H77ZM95 190H96V188H95ZM120 190V189H119ZM143 190V189H142ZM141 189H140V191H142ZM171 190H173V189H171ZM187 190H188V188H187ZM222 190V189H221ZM225 190H227V189H225ZM232 190H233V188H232ZM236 190V189H235ZM238 190V189H237ZM250 190H251V188H250ZM263 190V189H262ZM23 191V190H22ZM28 191H30V190H27V192ZM37 191V190H36ZM70 191H71V189H70ZM76 191V190H75ZM88 191V190H87ZM97 191V190H96ZM111 191V190H110ZM114 191V190H113ZM116 191V190H115ZM134 191V190H133ZM138 191V190H137ZM150 191V190H149ZM151 191H153V190H151ZM159 191V190H158ZM168 191H169V189H168ZM189 192H190V187H189V190H188ZM208 191V190H207ZM210 191V190H209ZM234 191V190H233ZM239 191V190H238ZM241 191V190H240ZM257 191V190H256ZM27 192H25V193H27ZM33 192V191H32ZM40 192H42V191H40ZM44 192V191H43ZM46 192V191H45ZM44 192V193H45ZM53 192V191H52ZM55 192V191H54ZM69 192V191H68ZM93 192H95V191H93ZM92 192V193H93ZM105 192V191H104ZM135 192H136V190H135ZM134 192V194H136V196L138 195L137 193L138 192H136L135 193ZM148 192V191H147ZM182 192H184V191H182ZM221 192V191H220ZM219 192V193H220ZM225 192V191H224ZM229 193H230V190L228 191ZM253 192V191H252ZM260 192V191H259ZM35 193V192H34ZM47 193V192H46ZM56 193V192H55ZM73 193V192H72ZM74 193H78V192H74ZM73 193V194H74ZM81 192H79V194H80ZM83 194H84V192H82ZM97 193V192H96ZM99 193V192H98ZM97 193V194H98ZM101 193V192H100ZM108 193V192H107ZM117 193V192H116ZM122 193V192H121ZM133 193V192H132ZM131 193V194H132ZM140 193V192H139ZM166 193V192H165ZM164 193V194H165ZM172 193H175V192H172ZM180 193H181V191H180ZM186 193V192H185ZM194 193V192H193ZM193 193H191L190 192V196L193 194ZM197 193H198V191H197ZM200 193H199V195H200ZM210 193V192H209ZM232 193V192H231ZM238 193V192H237ZM244 191H243V196H244ZM249 193V192H248ZM256 193H258V192H256ZM23 194H24V192H23ZM37 194H38V192H37ZM52 194V193H51ZM61 194V193H60ZM70 194V192L68 193V195ZM73 194L71 195V196H73ZM94 195H95V193H93ZM143 194H146V193H143ZM148 194V193H147ZM153 194V193H152ZM171 194V193H170ZM212 194V193H211ZM218 194V193H217ZM221 194V193H220ZM219 194V195H220ZM247 194V193H246ZM252 194V193H251ZM263 194V193H262ZM262 194H260V195H262ZM28 195V194H27ZM36 195V194H35ZM40 195V197H41V195L42 194H39ZM38 195V196H39ZM53 195V194H52ZM81 195V194H80ZM79 195V196H80ZM89 196H93V195H91V194H88ZM88 195H85V196H87L88 197ZM113 195V194H112ZM121 195V194H120ZM126 195H127V193H126ZM133 195V194H132ZM140 195V194H139ZM166 195V194H165ZM174 195H178V194H174ZM181 195H184V194H181ZM205 195V194H204ZM215 195V194H214ZM227 195V194H226ZM236 195V194H235ZM253 195V194H252ZM256 195V194H255ZM254 195V196H255ZM259 195V194H258ZM260 195L258 196V198L260 197ZM25 196V195H24ZM49 196V195H48ZM54 196V195H53ZM53 196H52V198H53ZM57 196H60V195H57ZM56 196V197H57ZM64 196V195H63ZM76 196H78L77 194H76ZM85 196L83 195L82 197L83 198H85ZM98 196V195H97ZM101 196H103V195H101ZM100 195H99V197H101ZM105 196V195H104ZM108 196H109V194H108ZM122 196V195H121ZM120 196V197H121ZM141 196H143V195H141ZM148 196H150L149 194H148ZM156 196V195H155ZM163 196V195H162ZM171 196H173V195H171ZM206 196V195H205ZM228 196H230L229 194H228ZM237 196V195H236ZM236 196H235V198H236ZM239 196V195H238ZM263 197H264V195H262ZM27 197H29V196H27ZM45 197V196H44ZM67 197V196H66ZM81 197V196H80ZM93 197H95V196H93ZM124 197V196H123ZM132 197H135L134 195L132 196ZM132 197H131V199H132ZM144 197V196H143ZM142 197V198H143ZM147 197V196H146ZM145 197V198H146ZM159 197V196H158ZM164 197V196H163ZM196 197H197V195H196ZM209 197H212V196H209ZM215 197V196H214ZM221 197V196H220ZM227 197V196H226ZM17 198V197H16ZM22 198V197H21ZM25 198V197H24ZM29 198H31V197H29ZM34 199H35V197H33ZM59 198H61V197H59ZM68 198V197H67ZM79 198V197H78ZM77 198V199H78ZM89 198H91V197H89ZM136 199H138L137 197H135ZM135 198H133V199H135ZM141 198V199H142ZM148 198V197H147ZM169 198H170V196H169ZM185 198V197H184ZM216 198H218V197H216ZM230 198V197H229ZM234 198V199H235ZM238 198V197H237ZM240 198H243V197H240ZM245 198V197H244ZM249 198H250V196H249ZM253 198V197H252ZM257 198V200H259ZM11 199V198H10ZM34 199H33V201H34ZM54 199V198H53ZM75 199V198H74ZM87 199V198H86ZM86 199L85 200H83L84 202L86 201ZM105 199H107V198H105ZM112 199V198H111ZM110 199V200H111ZM120 199V198H119ZM132 199V200H133ZM153 199V198H152ZM166 199V198H165ZM164 199V200H165ZM182 199V198H181ZM188 199V198H187ZM190 199V198H189ZM189 199H188V201H189ZM196 198H193V200H195ZM222 199V198H221ZM226 199V198H225ZM232 199H233V197H232ZM245 199H248L247 198V196H246V198ZM262 199V198H261ZM24 200V199H23ZM22 200V201H23ZM38 200V199H37ZM37 200H35V204H36V201ZM55 200V199H54ZM68 200V199H67ZM70 200V199H69ZM92 200V199H91ZM99 200V199H98ZM139 200H140V197H139ZM145 200V199H144ZM148 200V199H147ZM149 200H150V202H151V198L149 197ZM149 200L146 202L145 201V203L147 204V203H149ZM159 200V199H158ZM191 200V199H190ZM228 200V199H227ZM230 200V199H229ZM235 200H237V199H235ZM238 200H239V198H238ZM237 200V201H238ZM253 200L254 199H252V203H253V205L254 204H256V203H254L253 202ZM256 200V201H257ZM18 201H20V199H18ZM24 201H26V200H24ZM30 201V200H29ZM41 201V199H39V203H44V202H40ZM43 201V200H42ZM56 201V200H55ZM58 201V200H57ZM59 201H61V199L59 200ZM72 201V200H71ZM90 201V200H89ZM135 201V200H134ZM140 201H142V200H140ZM140 201H138L137 200V202H140ZM155 201V200H154ZM160 201V200H159ZM187 201V200H186ZM207 201V200H206ZM213 201V200H212ZM222 201V200H221ZM223 201H225L226 202V200H223ZM240 201V200H239ZM245 201V200H244ZM255 201V202H256ZM38 202V201H37ZM48 202H49V200H48ZM63 203H64V201H62ZM81 202V201H80ZM161 202V201H160ZM167 202V201H166ZM170 202V201H169ZM173 202H175V201H173ZM192 202V201H191ZM196 202H198V201H196ZM204 202V201H203ZM214 202V201H213ZM229 202H231V201H229ZM233 202V201H232ZM251 202V201H250ZM259 202V201H258ZM23 203V202H22ZM34 203V202H33ZM32 202H31V204L30 205H32L33 204ZM39 203L37 204V205H39ZM75 203V202H74ZM86 203V202H85ZM99 203V202H98ZM152 203V202H151ZM154 203V202H153ZM158 203V202H157ZM156 203V204H157ZM187 203V202H186ZM193 203V202H192ZM195 203V202H194ZM223 203V202H222ZM228 203V202H227ZM227 203H226V206H228L227 205ZM237 203V202H236ZM235 203V204H236ZM239 203V202H238ZM237 203V204H238ZM242 203V202H241ZM240 203V204H241ZM248 203H249V201H248ZM261 203V202H260ZM21 204V203H20ZM29 204V203H28ZM48 204V203H47ZM61 204V203H60ZM71 204H73V203H71ZM90 205H91V203H89ZM123 204V203H122ZM139 204V203H138ZM140 204H142L141 202H140ZM145 204V205H146ZM156 204H154V205H156ZM160 205L162 204V203H159ZM159 204H157V207L158 206H160ZM179 204H180V202H179ZM191 204V203H190ZM197 204V203H196ZM215 204V203H214ZM225 204V203H224ZM229 204V203H228ZM251 204V203H250ZM263 204V203H262ZM37 205H34L33 204V206H36L37 207ZM44 205H46L45 203H44ZM76 205V204H75ZM77 205H78V203H77ZM136 205H137V203H136ZM136 205H135V207H136ZM164 205H166V204H164ZM182 205V204H181ZM184 205H185V203H184ZM183 205V206H184ZM216 205V204H215ZM232 205V204H231ZM252 205V204H251ZM41 206H43V205H39V207H41ZM66 206V205H65ZM74 206V205H73ZM88 206V205H87ZM94 206V205H93ZM138 206V205H137ZM147 206V205H146ZM146 206H144L145 208H146ZM192 206H195V205H192ZM208 206H210V205H208ZM218 206H220V205H218ZM225 206V205H224ZM225 206V207H226ZM233 206V208H234V206L235 205H232ZM244 206V205H243ZM257 206H259V204L257 205ZM256 206V207H257ZM261 206H263V205H261ZM23 207H24V205H23ZM29 207V206H28ZM31 207V206H30ZM63 208H64V205L62 206ZM62 207H60L61 209H63ZM76 207V206H75ZM74 207V208H75ZM91 207V206H90ZM95 207V206H94ZM98 207V206H97ZM164 207V206H163ZM168 207V206H167ZM174 207V206H173ZM182 207V206H181ZM201 207H202V205H201ZM214 207V206H213ZM248 207H250V206H248ZM253 206H251V208H252ZM73 208V209H74ZM77 208V207H76ZM81 208H82V206H81ZM80 208V209H81ZM145 208H143V209H145ZM148 208V207H147ZM159 208V207H158ZM161 208V210H162V206L160 207ZM209 208V207H208ZM217 208V207H216ZM219 208H221V207H219ZM250 208V209H251ZM254 208V207H253ZM23 209V208H22ZM27 209H29V210H31L30 208H27ZM35 209V208H34ZM37 209V208H36ZM40 209V208H39ZM64 209H68V208H64ZM72 209V210H73ZM116 209V208H115ZM133 209H135V208H133ZM136 209H137V207H136ZM165 209V208H164ZM186 209H187V207H186ZM218 209V208H217ZM221 209H224L223 207L221 208ZM227 209V208H226ZM236 209V208H235ZM238 209H240V207L238 208ZM243 209V208H242ZM249 209V210H250ZM255 209V208H254ZM254 209H252L253 211H254ZM264 208H262V210H263ZM21 210V209H20ZM26 210V209H25ZM25 210H24V212H25ZM33 210V209H32ZM78 210H79V208H78ZM82 210H83V208H82ZM91 210V209H90ZM138 210H140V209H138ZM146 210V209H145ZM144 210V211H145ZM147 210H150L151 211V209H147ZM190 210V209H189ZM193 210H195V209H193ZM213 210V209H212ZM219 211H220V209H218ZM237 210V209H236ZM256 210H257V208H256ZM22 211V210H21ZM26 211H28V210H26ZM63 211V210H62ZM71 211V210H70ZM80 211V210H79ZM79 211H77V212H79ZM84 211H86L85 209L82 211V212H84ZM92 211V210H91ZM94 211V210H93ZM136 211V210H135ZM143 211V210H142ZM143 211V212H144ZM150 211H149V213H150ZM168 211V210H167ZM188 211V210H187ZM228 211V210H227ZM248 211V210H247ZM261 211V210H260ZM260 211H259V213H260ZM23 212V213H24ZM31 212H33L34 213V211H31ZM61 212V211H60ZM66 212V211H65ZM64 212V213H65ZM72 212V211H71ZM75 212V211H74ZM138 212V211H137ZM141 212V211H140ZM148 212V211H147ZM222 212V211H221ZM232 212L233 213H235L236 211H233V210H231V214H230V212L229 213H227V215L229 214L230 216L232 215ZM244 212V211H243ZM22 212H21V214L23 215V217L24 216H26L25 214H23ZM25 213H27V212H25ZM32 213V214H33ZM36 213V212H35ZM34 213V214H35ZM63 213V214H64ZM76 213V212H75ZM86 213H88V212H86ZM90 213H92V212H89V214ZM130 213H132V212H130ZM134 213V212H133ZM139 213V212H138ZM146 213V212H145ZM144 213V215H146V217L148 216V214H145ZM170 213V212H169ZM217 213V212H216ZM223 213H225V210H224V212ZM223 213H221V214H223ZM239 213V212H238ZM242 213V212H241ZM240 213V214H241ZM245 213H246V211H245ZM248 214L250 213L251 214V212H247ZM254 213V212H253ZM257 214V216L259 215V217H260V215H261V213L260 214ZM60 214V213H59ZM66 214H68V217H69V212H67ZM71 214V213H70ZM74 213H72V215H73ZM79 214V213H78ZM85 214V213H84ZM93 214V213H92ZM137 214V213H136ZM170 214H173V213H170ZM217 214H220V213H217ZM264 214V213H263ZM22 215H21V217H22ZM65 215V214H64ZM76 215H77V213H76ZM80 215V214H79ZM87 215V214H86ZM95 215H97V214H95ZM99 215V214H98ZM101 215V214H100ZM111 215V214H110ZM141 215V214H140ZM142 215H143V213H142ZM211 215V214H210ZM214 215V214H213ZM224 215H226V214H224ZM224 215H222L223 217H225ZM228 215V216H229ZM244 215V214H243ZM245 215H247V214H245ZM63 216V215H62ZM67 215H65V217H66ZM74 216V215H73ZM81 216V215H80ZM83 216H85V215H82V217ZM92 216V215H91ZM174 216V215H173ZM173 216H172V218H173ZM189 216V215H188ZM217 216H219V215H217ZM221 216V215H220ZM221 216V217H222ZM239 216V214L237 215L236 214V217H238ZM256 216V217H257ZM70 217L72 218V216L70 215ZM69 217V218H70ZM75 218H76V216H74ZM74 217H73V219H74ZM87 218H89L90 217V215H89V217L88 216H86ZM100 217V216H99ZM99 217H98V220H99ZM141 218H142V216H140ZM145 217V218H146ZM185 217H187V216H185ZM211 217H212V215H211ZM245 217H247V216H245ZM249 217H250V215H249ZM253 217V216H252ZM254 217H255V215H254ZM258 217V218H259ZM263 217V216H262ZM26 218V217H25ZM27 218H29V217H27ZM84 218L85 217H83V220H84ZM93 218V217H92ZM147 218H149V219H151L152 218V216H151V218H150V216L149 217H147ZM217 218V217H216ZM215 218V219H216ZM264 218V217H263ZM262 218V221L264 220ZM2 219H1V221H2ZM22 219V218H21ZM24 219V218H23ZM30 219V218H29ZM65 219H67V218H65ZM80 219V218H79ZM90 219H91V217H90ZM94 219V218H93ZM101 219V218H100ZM105 219V218H104ZM121 219V218H120ZM119 219V220H120ZM140 219V218H139ZM143 219V218H142ZM153 219V218H152ZM176 219V218H175ZM209 219V218H208ZM213 219V218H212ZM226 219H227V217H226ZM226 219H224V220H226ZM236 219H238L239 220V218H236ZM241 219V218H240ZM244 219V218H243ZM248 219V218H247ZM249 219H251V218H249ZM249 219H248V221L247 222H245V223H248L249 222ZM257 219V218H256ZM20 220V219H19ZM18 220V221H19ZM27 220V219H26ZM68 220V219H67ZM72 220V219H71ZM80 220H82V219H80ZM85 220H88V219H85ZM94 220H96V219H94ZM118 220V219H117ZM127 220V219H126ZM197 220H199V219H197ZM217 220H218V218H217ZM216 220V222H218ZM229 220H230V218H229ZM231 220H232V218H231ZM253 220H255V219H253ZM7 221V220H6ZM29 221V220H28ZM77 221V220H76ZM90 221V220H89ZM105 221V220H104ZM123 221V220H122ZM146 221V220H145ZM154 221V220H153ZM176 221H177V219H176ZM175 221V222H176ZM195 221V220H194ZM204 221V220H203ZM209 221H210V219H209ZM220 221V220H219ZM233 221H236V220H233ZM257 221V220H256ZM260 221V220H259ZM261 221V224H263L264 222H262ZM8 222V221H7ZM22 222V221H21ZM80 222V221H79ZM84 222V221H83ZM92 222H94V221H92ZM102 222H103V219H102ZM120 222H121V220H120ZM141 221H139V223H140ZM143 222H144V220H143ZM208 222V221H207ZM211 222V221H210ZM222 222H224V221H222ZM228 222H230V221H228ZM232 222V221H231ZM240 222V221H239ZM238 222V223H239ZM1 223V222H0ZM5 223V222H4ZM13 223V222H12ZM15 223H17L16 222V220H15ZM15 223H13V224H15ZM82 222H80L79 224H81ZM87 223V222H86ZM90 223V222H89ZM99 223H100V221H99ZM114 223V222H113ZM126 223H128V222H126ZM138 223V221L136 222V224ZM138 223V224H139ZM147 223H149V222H147ZM157 223V222H156ZM159 223V222H158ZM213 223V222H212ZM232 223H234V222H232ZM255 223V222H254ZM259 223V222H258ZM7 225H8V223H6ZM10 224V223H9ZM20 224V223H19ZM75 224V223H74ZM74 224H72V225H74ZM88 224V223H87ZM91 224V223H90ZM89 224V225H90ZM93 224V223H92ZM91 224V225H92ZM95 225L97 224V221H96V223H94ZM143 224V223H142ZM175 224V223H174ZM177 224V223H176ZM176 224H175V226H176ZM220 224V223H219ZM236 224V223H235ZM234 224V225H235ZM240 224V223H239ZM256 224V223H255ZM23 225V224H22ZM84 224H82L81 226H83ZM94 225V226H95ZM97 225H99V224H97ZM116 225V224H115ZM119 225V224H118ZM124 224H122V228L124 227L123 226ZM126 225V224H125ZM144 225V224H143ZM142 225V226H143ZM178 225H179V223H178ZM217 225V224H216ZM242 225V224H241ZM257 225V224H256ZM3 226V225H2ZM1 226V227H2ZM5 226V225H4ZM17 226H18V224H17ZM76 226V225H75ZM78 226V225H77ZM79 227V228H81L82 229V227ZM85 226H86V224H85ZM100 226V225H99ZM111 226V225H110ZM109 226V227H110ZM130 226V225H129ZM148 226V225H147ZM157 226V225H156ZM209 226V225H208ZM220 226V225H219ZM226 226V225H225ZM229 226V225H228ZM247 226V225H246ZM8 226H6V228H7ZM93 227V226H92ZM98 227V226H97ZM101 227V226H100ZM103 227H104V225H103ZM119 228H120V226H118ZM127 227V226H126ZM126 227H124V230H126ZM132 227V226H131ZM149 227H150V225H149ZM180 227V226H179ZM215 227H217V226H215ZM215 227H214V229H215ZM221 227V226H220ZM224 227V226H223ZM227 227V226H226ZM230 227V226H229ZM234 227V226H233ZM245 227V226H244ZM248 227V226H247ZM251 227H254V225L253 226H251ZM259 227V226H258ZM4 228V227H3ZM5 228V229H6ZM9 228H10V226H9ZM9 228H7L8 229V232L9 231H12L11 229H12V226H11V228L9 229ZM78 228V227H77ZM89 228H91V227H89ZM88 228V229H89ZM95 229H96V227H94ZM93 228V229H94ZM99 228V227H98ZM97 228V229H98ZM107 228V227H106ZM105 228V229H106ZM129 228V227H128ZM128 228H127V230H128ZM143 228V227H142ZM191 228V227H190ZM199 228V227H198ZM212 228V227H211ZM219 228V227H218ZM236 228H238V227H236ZM241 228V227H240ZM242 228H243V226H242ZM6 229V230H7ZM23 229V228H22ZM42 229V228H41ZM40 229V230H41ZM85 230H86V228H84ZM87 229V230H88ZM92 229V230H93ZM102 229V228H101ZM101 229H100V233H102V231H101ZM113 229H114V227H113ZM132 229V228H131ZM130 229V230H131ZM133 229H134V226H133ZM176 229H177V227H176ZM180 229V228H179ZM208 229V228H207ZM248 229V228H247ZM253 229H255V228H253ZM261 229V228H260ZM260 229H257V230H260ZM3 230V229H2ZM78 230V229H77ZM103 230V229H102ZM110 230V229H109ZM123 230V229H122ZM130 230H128V231H130ZM135 230V229H134ZM178 230V229H177ZM177 230H176V232H177ZM199 230V229H198ZM204 230H205V227H204ZM212 230V229H211ZM226 230V229H225ZM243 230V229H242ZM241 230V231H242ZM262 230H263V228H262ZM79 231V230H78ZM91 230L89 229V232H90ZM95 231V230H94ZM99 231V230H98ZM97 231V232H98ZM108 231V230H107ZM136 231V230H135ZM140 231V230H139ZM145 231V230H144ZM152 231H153V229H152ZM179 231H182V230H179ZM224 231V230H223ZM238 231H240L239 229H238ZM255 231V230H254ZM4 232H5V230H4ZM81 232V231H80ZM105 232H106V230H105ZM137 232V231H136ZM231 232H232V230H231ZM230 232V233H231ZM249 232H250V230H249ZM259 232V231H258ZM6 234H7V232H5ZM4 233V234H5ZM10 233H12V232H10ZM10 233H8V235L10 236ZM86 233V232H85ZM99 233V237H100V234ZM112 233V232H111ZM138 233V232H137ZM142 233H144V232H142ZM154 233V232H153ZM152 233V234H153ZM179 233V232H178ZM177 233V234H178ZM212 233V232H211ZM211 233H208L209 235L211 234ZM215 233V232H214ZM228 233H229V231H228ZM229 233V234H230ZM245 233H247V232H245ZM82 234L83 233H81L80 235L82 236ZM88 234V233H87ZM86 234V235H87ZM105 234V233H104ZM125 234V233H124ZM139 234V233H138ZM145 234H146V232H145ZM145 234H143V236L145 235ZM147 234H148V232H147ZM146 234V235H147ZM181 234H183L184 235V233H181ZM201 234V233H200ZM237 234V233H236ZM13 234H11V236H12ZM85 235V234H84ZM83 235V236H84ZM85 235V236H86ZM90 234H88V236H89ZM130 235V234H129ZM132 235V234H131ZM141 235V234H140ZM175 235V234H174ZM223 235V234H222ZM225 235V234H224ZM231 235V234H230ZM230 235H229V237H227V239L228 238H230ZM235 234H233V236H234ZM243 235V234H242ZM253 235V234H252ZM252 235H250L251 237H253ZM259 235V234H258ZM262 235V234H261ZM2 236V235H1ZM10 236V237H11ZM80 236V237H81ZM92 236V235H91ZM91 236H89L90 237V239H91ZM96 236H97V233H96ZM102 236V235H101ZM110 236V235H109ZM135 236V238H137L136 237V235H134ZM139 236V235H138ZM182 236V235H181ZM208 236V235H207ZM206 236V237H207ZM211 236V235H210ZM217 236V235H216ZM219 236V235H218ZM237 236V235H236ZM238 236H240V235H238ZM249 236V237H250ZM256 236V235H255ZM263 236V238H264V234L262 235ZM262 236H258V237H255V238H259V240L258 241H260V238L262 237ZM5 237V236H4ZM3 237V240H2V237H1V239L0 240H2L3 242L6 240V238H4ZM93 237H94V235H93ZM92 237V238H93ZM98 237V236H97ZM102 237H104V236H102ZM116 237H117V235H116ZM119 237H120V235H119ZM129 237V236H128ZM127 237V238H128ZM132 237V236H131ZM140 237V236H139ZM139 237H138V239H139ZM145 237V236H144ZM179 237V236H178ZM184 237V236H183ZM213 237V236H212ZM223 237H225V236H223ZM243 237H245V236H243ZM247 237V236H246ZM245 237V238H246ZM8 239H10L9 237H7ZM84 238V237H83ZM82 238V239H83ZM105 238V237H104ZM109 238V237H108ZM107 238V239H108ZM143 238V237H142ZM185 238V237H184ZM255 238H253V239H255ZM8 239H7V241H8ZM11 239H13L14 241H15V238H14V236H13V238H11ZM86 239H88V238H86ZM85 239V240H86ZM96 239V238H95ZM98 239V238H97ZM102 239V238H101ZM112 239H114V238H111V240ZM119 239V238H118ZM124 239H125V237H124ZM123 239V240H124ZM181 239V238H180ZM187 239V238H186ZM192 239V238H191ZM203 239H204V237H203ZM240 239V237H238V240ZM248 239V238H247ZM257 239H256V241H257ZM85 240H83V241H85ZM115 240V239H114ZM120 240V239H119ZM115 241V242H120V241H122V240H120V241ZM127 240V239H126ZM132 240H133V238H132ZM131 240V241H132ZM176 240H178V238L176 239ZM201 240V239H200ZM207 240V239H206ZM229 240V239H228ZM234 240V239H233ZM246 240V239H245ZM244 240V241H245ZM250 240H251V238H250ZM263 239H261V241H262ZM136 241H138L137 239H136ZM140 241V240H139ZM138 241V242H139ZM141 241L144 243V240H142L141 239ZM140 241V243H142ZM180 241V240H179ZM179 241H177V242H179ZM211 241H213V240H211ZM227 241V240H226ZM230 241V240H229ZM229 241H228V243H229ZM237 241V240H236ZM235 240L233 241V242H236ZM240 241V240H239ZM242 241H243V239H242ZM254 241V240H253ZM258 241H257V243H258ZM260 241V244L262 245V243H264V242H261ZM264 241V240H263ZM9 242V241H8ZM7 242V243H8ZM80 242V241H79ZM106 243H107V241H105ZM104 242V243H105ZM109 242V241H108ZM111 242V241H110ZM109 242V243H110ZM183 242V241H182ZM191 242V241H190ZM204 242V241H203ZM0 243H2V242H0ZM14 243V242H13ZM13 243H12V245H13ZM90 243V242H89ZM101 243V242H100ZM104 243H103V245H104ZM113 243V242H112ZM123 243V242H122ZM127 243H129V242H127ZM132 243V242H131ZM130 243V244H131ZM174 243H176V241H174ZM197 243H198V241H197ZM204 243H207L206 241L204 242ZM216 243V242H215ZM224 243H227V242H224ZM242 243V245H243V242H241ZM245 243L246 244H248L249 242H246L245 241ZM3 244V248H11L12 247V245L9 247V245H8V247H4V244H5V242L4 243H2ZM2 244H0V245H2ZM72 245H74L73 243H71ZM77 244H78V242H77ZM74 245V247L75 246H77L78 247V245ZM85 244V243H84ZM91 244V243H90ZM94 244V243H93ZM116 244V243H115ZM114 244V245H115ZM124 244V243H123ZM136 244V243H135ZM177 244V243H176ZM179 244V243H178ZM186 243H185V241H184V244L183 245H185ZM196 244V243H195ZM202 245H203V243H201ZM210 244V243H209ZM208 244V245H209ZM214 244V243H213ZM213 244H211L212 246H213ZM236 244V243H235ZM259 244V245H260ZM71 245V246H72ZM80 245V244H79ZM89 245V244H88ZM102 245V244H101ZM102 245V246H103ZM106 245V244H105ZM110 245V244H109ZM120 246H121V244H119ZM118 245V246H119ZM132 245V244H131ZM139 245V244H138ZM175 245V244H174ZM180 245V244H179ZM208 245H205V246H208ZM211 245H209V246H211ZM219 245H220V247H221V244L219 243ZM231 245V244H230ZM237 245H239V244H237ZM250 245V244H249ZM249 245L247 246L248 248H249ZM256 245V244H255ZM69 247V248H72V247ZM99 246V245H98ZM107 246V245H106ZM105 246V248H108L109 247V252L108 253H110V246H108V247H106ZM119 246V248H121ZM123 246V245H122ZM125 246H127V245H125ZM133 246H134V244H133ZM141 246H142V244H141ZM145 246V245H144ZM143 246V247H144ZM149 246V245H148ZM147 246V247H148ZM182 246V245H181ZM188 246V245H187ZM217 246V247H216ZM215 246V248H218V245H216ZM244 246H246L245 244H244ZM250 246H254V245H250ZM257 246V245H256ZM15 247V246H14ZM77 247L76 248H74L75 250L77 249ZM83 247V246H82ZM97 247V246H96ZM115 247V246H114ZM127 247H129V248H131L129 245L127 246ZM126 247V248H127ZM134 247H136V246H134ZM142 247V248H143ZM146 247V246H145ZM176 247H179L178 245L176 246ZM175 247V248H176ZM183 247V246H182ZM195 247V246H194ZM222 247H223V245H222ZM225 247H226V245H225ZM234 247H236V246H234ZM233 247V248H234ZM238 247H240V245L238 246ZM237 247V248H238ZM260 247H262V246H260ZM19 247L17 246L16 247V250H15V248H14V250L15 251H17V249H18ZM117 248V247H116ZM115 248V249H116ZM123 248H125V247H123ZM180 248V247H179ZM209 248V247H208ZM255 248V247H254ZM259 248V247H258ZM257 248V249H258ZM73 249V248H72ZM73 249V250H74ZM80 248L78 247V250H79ZM87 249H88V247H87ZM86 249V250H87ZM103 249H104V247H103ZM135 249V248H134ZM138 249V248H137ZM144 249V248H143ZM178 248H176V250H177ZM181 249V248H180ZM199 249H201V250H203L204 248H202L201 246H200V248ZM232 249V248H231ZM239 249V248H238ZM241 249V248H240ZM246 249V248H245ZM244 249V250H245ZM252 249V248H251ZM260 249V248H259ZM0 250L2 251V249L0 248ZM4 250H6V249H4ZM10 250V249H9ZM8 250V251H9ZM20 250V249H19ZM66 250H68V249H66ZM71 250V249H70ZM73 250H71V251H73ZM89 250V249H88ZM91 250V249H90ZM105 250V249H104ZM117 250V249H116ZM118 250H120V249H118ZM124 250H126V249H124ZM130 250H132V249H130ZM139 250H140V248H139ZM198 250V249H197ZM200 250V251H201ZM204 250H206V249H204ZM227 250V249H226ZM235 250V249H234ZM237 250V249H236ZM236 250H235V252H236ZM242 250V249H241ZM249 250V249H248ZM77 251V250H76ZM92 251V250H91ZM95 251V250H94ZM133 251V250H132ZM135 251V250H134ZM137 251V250H136ZM141 252L143 251V250H140ZM139 251V252H140ZM178 251H179V249H178ZM207 251V250H206ZM233 251V250H232ZM250 251H252V250H250ZM256 252L258 251V250H255ZM261 251V250H260ZM68 252V251H67ZM73 252H75V251H73ZM78 252V251H77ZM79 252H82L81 250L79 251ZM112 252V251H111ZM115 252V251H114ZM113 252V253H114ZM117 252V251H116ZM115 252V253H116ZM122 252V251H121ZM125 252V251H124ZM124 252H123V254H121L123 257H125V254L127 255V253H125L124 254ZM126 252H128V251H126ZM179 252H181L182 253V251L180 250ZM197 252H199V251H197ZM202 252H204V251H202ZM219 252H220V250H219ZM227 252V251H226ZM226 252H224V253H226ZM237 252H238V250H237ZM253 252H254V250H253ZM16 253V252H15ZM14 253V254H15ZM70 252H68L67 254H69ZM84 253L86 254L87 252H85L84 251ZM84 253H82V254H84ZM89 253V252H88ZM96 253V252H95ZM118 253H120V251L118 252ZM133 253V252H132ZM150 253V252H149ZM168 255L170 254V253H168V251L166 252ZM181 253L179 254H177V252H176V255H178L179 257H180V255H181ZM184 253V252H183ZM182 253V254H183ZM214 253H215V251H214ZM216 253H218V251L216 252ZM228 253V252H227ZM232 253V252H231ZM239 253H241L240 252V250H239ZM246 253V252H245ZM255 253V252H254ZM257 253H260V252H257ZM263 253V252H262ZM10 254V253H9ZM9 254H8V256H9ZM66 254V253H65ZM79 256H80V258L82 259V257H84V255H82L81 253L79 254V253H77ZM76 253H75V255H77ZM141 254V253H140ZM142 254H143V252H142ZM194 254V253H193ZM206 254H207V252H206ZM211 254V253H210ZM219 254V253H218ZM221 254H222V252H221ZM17 255V253L14 255V256H16ZM74 255V256H75ZM77 255V256H78ZM81 255H82V257H81ZM106 255V254H105ZM105 255H104V257H105ZM118 255V254H117ZM120 255V256H121ZM131 255V254H130ZM135 255H136V253H135ZM138 255H139V253H138ZM185 255V254H184ZM205 255V252H204V254L202 255V256H204ZM228 255V254H227ZM229 255H231V254H229ZM235 255H236V253H235ZM240 255V254H239ZM239 255H237V256H239ZM242 255V254H241ZM240 255V256H241ZM249 255V254H248ZM250 255H251V252H250ZM253 255V254H252ZM257 255V254H256ZM262 255H264V254H262ZM1 256V255H0ZM4 256V255H3ZM7 255L5 256V258L8 260V257ZM68 256V255H67ZM69 256H70V254H69ZM76 256V257H77ZM88 256V255H87ZM93 256H94V252H93ZM92 256V257H93ZM116 256V255H115ZM133 256H134V254H133ZM146 256V255H145ZM210 256V255H209ZM213 256V255H212ZM222 256H223V254H222ZM232 256V255H231ZM231 256H230V258H231ZM236 256V257H237ZM2 257V256H1ZM10 257V256H9ZM73 257V256H72ZM119 257V256H118ZM127 257V256H126ZM130 257V256H129ZM131 257H132V255H131ZM135 257V256H134ZM138 257H140V256H138ZM178 257V258H179ZM181 257H182V255H181ZM181 257H180V259H181ZM190 257V256H189ZM206 257V256H205ZM214 257V256H213ZM229 257V256H228ZM235 257V260H238L237 258ZM247 257V256H246ZM258 257V256H257ZM4 258V257H3ZM2 258V259H3ZM4 258V259H5ZM12 258V255H11V257H10V259ZM14 258V257H13ZM12 258V259H13ZM17 258V257H16ZM15 258V259H16ZM68 258H71V257H68ZM74 258V257H73ZM72 258V259H73ZM78 259H79V257H77ZM86 258V257H85ZM84 258V259H85ZM108 258H112V257H109L108 256ZM142 258V257H141ZM141 258H140V261H141ZM146 258V257H145ZM148 258V257H147ZM184 258V257H183ZM191 258V257H190ZM188 259V261L190 262L191 261V259ZM197 258V257H196ZM202 258V257H201ZM204 258V257H203ZM211 258V257H210ZM216 258V257H215ZM227 258V257H226ZM234 258V257H233ZM244 258V257H243ZM260 258H262V257H260L259 256V259ZM3 259V260H4ZM67 259V258H66ZM71 259V260H72ZM105 259V258H104ZM103 259V260H104ZM132 259V258H131ZM136 259V258H135ZM138 259V258H137ZM144 259V258H143ZM142 259V260H143ZM151 259V258H150ZM180 259H178V260H180ZM187 259V258H186ZM205 259V258H204ZM209 259V258H208ZM222 259H223V257H222ZM232 259V258H231ZM240 259V258H239ZM242 259V258H241ZM256 259V258H255ZM263 259H264V257H263ZM7 260H5L6 262L5 263H7L8 261ZM68 261H70L69 259H67ZM74 260V259H73ZM72 260V261H73ZM76 260V259H75ZM92 260H93V258H92ZM91 260V261H92ZM96 260V259H95ZM97 260H98V262H99V259L97 258ZM96 260V261H97ZM114 259L112 258V261H113ZM123 260V259H122ZM121 260V261H122ZM156 260V259H155ZM158 260V259H157ZM185 260V259H184ZM218 260H221V257L218 259ZM217 260V261H218ZM248 260H250V259H248ZM251 260H253V259H251ZM257 260V259H256ZM14 261V260H13ZM72 261H70V262H72ZM85 261H87V260H85ZM90 261V262H91ZM139 261V263L140 264H142L141 262ZM144 261V260H143ZM145 261H147V260H145ZM145 261H144V263L143 264H145ZM159 261V260H158ZM158 261H156L157 263H158ZM182 261H183V259H182ZM205 261V260H204ZM203 261V262H204ZM215 261V260H214ZM228 261V260H227ZM231 261V260H230ZM240 261H242V260H240ZM12 262V261H11ZM74 262V261H73ZM77 262V261H76ZM75 262V263H76ZM94 262V261H93ZM97 262V263H98ZM102 262L103 261H101V264H102ZM109 263H111L110 261H108ZM125 262V261H124ZM127 262V261H126ZM125 262V263H126ZM137 262V261H136ZM149 261H147V263H148ZM150 262H152V261H150ZM154 262V261H153ZM198 262V261H197ZM197 262H194L193 261V263H197ZM223 261L221 260V262H220V264L222 263ZM232 262V261H231ZM237 262V261H236ZM244 262V261H243ZM258 262V261H257ZM263 261L261 260V262L260 263H262ZM1 263V262H0ZM4 263V262H3ZM10 263V262H9ZM16 263V262H15ZM14 263V264H15ZM79 263H81V260H80V262ZM78 263V264H79ZM105 263V262H104ZM116 264H117V262H115ZM146 263V264H147ZM178 263V262H177ZM185 263H187V261H185ZM199 263V262H198ZM215 263V262H214ZM213 263V264H214ZM218 263H219V261H218ZM233 263V262H232ZM235 263V262H234ZM239 263V262H238ZM248 263V262H247ZM252 263V262H251ZM264 263V262H263ZM8 264V263H7ZM69 264V263H68ZM83 264H84V260H83ZM89 264V263H88ZM90 264H93V263H90ZM99 264V263H98ZM105 264H108L107 263V261H106V263ZM122 264V263H121ZM131 264H132V262H131ZM135 264V263H134ZM152 264H155V263H152ZM160 264V263H159ZM183 264V263H182ZM190 264V263H189ZM192 264V263H191ZM200 264V263H199ZM250 264V263H249Z\"/></svg>","mask_w":264,"mask_h":264}]
</instances>
